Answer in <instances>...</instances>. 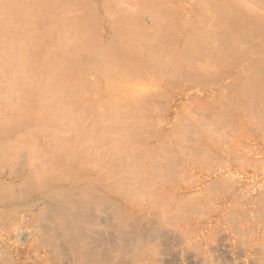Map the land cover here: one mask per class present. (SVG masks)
I'll use <instances>...</instances> for the list:
<instances>
[{
  "label": "rangeland",
  "instance_id": "1",
  "mask_svg": "<svg viewBox=\"0 0 264 264\" xmlns=\"http://www.w3.org/2000/svg\"><path fill=\"white\" fill-rule=\"evenodd\" d=\"M112 1H110V2H112ZM116 1L117 0H115V3L117 4ZM121 1L122 0H120V2L118 1V3L121 4ZM125 1H127L126 2L127 4L130 3V1H128V0H125ZM141 1L143 2L144 6H145V9L147 10V11H145V13L149 14V13H151L153 11L155 19L156 20L159 19V20H157L158 22L156 21V23L157 24L158 23L161 24V25L158 24V26H157V24L156 25L153 24V25H151L152 27H149L150 23H148L149 21L147 22V19H146V15L147 14L144 15L145 17H141V16H143V15H141L140 16L141 19H144V20L141 21V23L142 24H147V26H148V27L146 26L148 30H146L144 33L147 32V34H149V35L144 34V36H142V34H140L141 32L138 33L139 30L138 29H137L138 31L135 30L136 29L135 27H133L134 28V30H133V28L131 27V24L128 27L127 24H126L127 21L125 22V20H127L129 18H133V19L140 18V17H138L139 15H137L135 17L134 15H132V13H134V14L137 13L138 14L139 10H140V13H143L142 11H144L145 9H142L140 6H139V9H138V7H136V5H135L134 7H136V10H135L134 7H130L131 8L130 10H134L133 12L129 11L128 8L126 9V11H122V10H120V8H119V10H118V8L116 9L114 7L115 6L114 3H112V4H114L113 6L109 2L107 3L109 8L112 9L111 10L112 12L109 11L111 13L110 14L111 16H109V18L112 17V14H113V18H111V19H113V21L116 22L117 26H119V28L123 27L122 31H123L124 27H125V29L127 28V30H128V31H126L128 34H125L126 33L125 31H123L124 33H121V34H123L124 37L126 35L125 40H124V37L122 35H121V38H120V35L119 36L117 35V34H120L119 32H121L120 31L121 29H119L117 26H116V29L118 28V30H119V32L117 30V34H116L117 37L113 33L112 34L108 33V31L105 30V29H104L105 31H103V33H100V34H102L101 36H104V37H105V35H107L105 38L110 40V42L112 41L111 38H109V37H111V35H112V37L114 35L116 38H118V41H119L118 42L117 39L115 38L116 40H115V43H113V44H114V48H116V50L113 49V47H112V49L114 50L113 52H115L114 54H116V55H113V57H112V54H111L112 50L111 51L109 50L110 54H111V56H110L111 60L108 58L109 61L107 60V57L105 56L106 55V52H105L106 50L104 51L103 48H102L104 45L100 47V50H102V53H101L100 50L98 52V53H101L100 55H101L102 59L100 57H98L99 56L98 53H95L96 50L93 49L94 47H95V49L96 48L98 49L97 46H99V45H96L97 42H95L97 37H98V32H99L98 28H97L98 27V22H97V19H95V18H94V25H91V27H92V30H93V38L96 35L95 36L96 39L95 38L93 39V42H95L96 44L95 43L93 44V47H91L92 49L90 51V46H91L92 40L89 37V35H90V31L88 30L89 27H87V31L85 30L86 25L88 26V24H89L88 23V19H87L88 12L85 13V19L83 21V23H85V24H83V26L85 27V28H83V30H85V31L82 32L83 35H84V36L83 35L82 36H83V41H84L83 43H85V41H86V43L83 44V45H85L84 47H86L85 48L86 50H84V51H86V53L84 52V56H83V58H84V62H83L84 63V67H83V70H82L83 71L82 76L84 77V75H87L88 77L87 76L84 77V80H87V82L86 81L82 82V83H85V84H83V86H85V87H83V86L82 87H83L84 91L86 90L85 88H87L88 91H85L86 94H82L84 96H80L81 99L79 98V95H81V94L76 95L74 97V100L76 101L77 97L81 101H82V99H85V100H83L84 101L83 105H82L83 102H81V101L80 102L77 101L75 103V105L81 103L80 105L83 107V108L80 107V105L78 107L76 105V107H78L79 109L82 108V110H83V111L82 110H80V111L76 110V112L79 111L78 114L80 113V116H82L80 118V124L82 123L81 119L85 118V117H83L84 115H87L88 118H90L91 115L93 117V115H94L93 113L95 111L97 112V113L95 112V118L93 117L92 121H93V119L95 121L98 118L97 121H98V123L100 122V124H99L100 127L99 128H101V129L98 130L99 128L96 127L97 121H96V123L94 121L92 122V123L95 124V126H93L92 123L89 124V125H92V127L98 128V129H95V132H93L94 129H92L91 126H90V129H87L89 127V126L87 127V125L89 123V122L87 123V121L90 120V119L87 120V116L85 118L86 121L84 120L85 122H83L84 125H82V128L86 124V127L84 128V132L88 133V135L85 133V135H87V136H85L86 137V140H85L86 141V147L89 145V143H90L89 141H98L97 144H96V146L98 147V151L97 152L100 155V157H101V155H102V157H101V159L99 157L100 161L96 162V165L99 163L98 165L100 166V169H101L100 170L101 172L99 173L100 175L98 176V173H97V176L86 175L83 180L85 182L87 180V183L89 184V186H85L84 190L85 191H89V192H97L100 189L99 186H101L100 190H102L104 188L105 189L108 188L107 190L110 189L113 192L117 191L119 189L120 190L123 189L124 192L125 191H127V192L130 191L128 193H130V194L134 193V196L132 194V196H133L132 199H135V200H137V198L135 197L136 193H139V194L143 193L145 198H148L151 194H152V196H150V197H153L154 195L158 194L159 192L168 193L170 196L173 195L174 199L169 200L168 197H170V196L162 193L163 194L162 196H160L161 194L159 196L157 195L158 201H156L157 205H158V204H160L159 202L161 200H162V202H164V201H166L165 199H168V201H166L168 204L166 202H164V203H166V205L162 207V212H163L164 215L169 216V217L165 216V220H166V217H167V219H169V221L166 220L168 222L167 224L169 226H172V225L174 226V227L172 226L173 228L172 227L171 228L166 227L168 229L167 232L170 230L171 233L170 232L167 233V232L164 231V233L160 234V232H162L163 230H166V228L165 229L162 228L161 229L162 231L159 230V237H160V235L163 236V234H164V238L161 237L160 240L156 242L157 247H158V244H160V245L162 244L161 246L158 247V248H160V251L162 249H166V248L170 251V252H168L167 249L164 250V251H161V252H164L163 253L164 256L166 255V252H168L167 255L169 253L173 254L171 256L169 255V257L167 256L168 258L166 256L165 257L163 256L164 257L163 258L162 256H159V254L161 252H159V249H157L158 250L157 252H159V254L156 253V254H158L157 257L159 256V257H162L164 259L162 264H181V263L192 264V262H193V264H203V262L204 263L206 262L205 264H232V263L233 264H244L245 263V261H244L245 258L249 257L251 254L250 253H246L243 250L244 249L243 247H245V246L244 245L241 246L242 243L240 241L238 242L236 240L235 241V245L238 243L237 244L238 246L237 245L233 246L234 247L233 250H235V253H234V256H233V254H232L233 242H232V239H231V237H232L231 236V232H230L231 230H229L230 229L229 227H231V223H232V227L233 226L235 227L234 223L236 224V222H238V221H236L237 218H234L236 222L235 221L231 222V221L234 220V219L232 220L231 218L236 217L235 214H238L240 212V210H237V211L232 212V213L229 212V210H227V211L223 210L220 213H218V210H219L220 203H222V201H224L223 198H225V197H223V196H227L225 194L228 193V196H229L237 188V183L238 182H242L244 180H249L251 178L254 181L253 188L250 191L251 194L253 196H257L256 193H258L259 198H260V196H261V198H264V192H263L264 191V189H263L264 188V181H263L264 180V148H263L264 147V137H263L264 136L263 135L264 134V112H263L264 111V89H262V87L264 86V70H263L264 69V63H262V61H264V58H262V60L260 58V57H263V55H264L263 54L264 53V43L263 44H259V46L262 45L263 48L259 47V49H257V47L255 46L256 40L264 42V32H263L264 31L263 30L264 29V23L262 24V22H264V21L261 22V25H262L261 29L257 27L258 31L256 29V26L254 28L253 25H252L255 22L254 19H253L254 22L252 21L253 22L252 23V22L249 21V20H251V18H250L248 20L249 22L247 23L248 25L244 24L243 21H242V20L245 21L247 19V17H249V16L253 17V14L251 15V12H252L251 10L255 8V7L253 8V6H256L253 3V1L256 2L255 0H253V1L252 0H247L246 1V2L251 1L252 5H251L250 2H248L250 4V5L248 4V9L251 7V10L247 9V11L248 12L251 11V12H249L250 14H248V12L246 11L248 15H246V16L243 15L244 16L243 18L246 17L245 19H243L242 17H238L237 16L239 14L238 11L240 12L239 9L237 11V14L234 16V17H236V19L234 17H232L234 14H232V16H231L230 13H226V10L228 11V9H227L228 7L227 8L225 7V5H224L225 3L223 4L224 6L222 4L220 5V1L219 0H218V3H219L220 6H218V4L216 5V2H214L215 0L214 1L210 0V4H212L211 6H213L215 4L214 7H216V8L212 7L210 9L211 11L209 10L211 13L212 12L215 13L214 15H213V13L212 14H208L209 13L208 8H207L208 5L201 3L200 0H198V1L202 4V6L203 7L206 6L204 8H202V6H201V10L206 8L208 12L205 13L204 10H203L202 14H199L200 11L197 10L198 7L195 5V2H197L196 4H199V3L196 0H157V1L156 0H144V1L141 0ZM141 1H138V3H140ZM204 1H207V0H203V2ZM124 2H123V4H126ZM207 2H205V3H207ZM213 2H214V4H213ZM260 2L263 3L264 0H260ZM119 4H117L118 6L117 5L116 6L119 7ZM130 4H132V3H130ZM176 4H177V6H176ZM147 5H148V7H147ZM173 5L176 7V8L174 7V10L177 9V10H179V12L177 10H175V12H177V14L173 13L171 15L172 11L169 12V9L172 8ZM258 5H261V4L259 3ZM144 6H143V8H144ZM156 6H158V9H157ZM198 6H200V5H198ZM222 6L225 7L224 8L225 9V13H223L224 9H223ZM209 7H210V5H209ZM262 7L264 8V3L262 4ZM132 8H134V9H132ZM179 8L181 10H183L184 12L181 11ZM195 8H196L197 11H199V13H198L199 16L202 15L201 18L198 15L196 17V15L194 14V16L192 15V17L190 15V17L192 19H194L196 22L191 20V18H189L188 20L186 19L184 21V19H185V15H184V19L181 20V22H179L180 21L179 19L182 18V14L185 13L186 16H187L188 14H192L194 11H195L194 13H196ZM220 8L223 10V12H222V10ZM121 9H123V8H121ZM161 9L165 10L166 13L168 12L167 14L169 16L165 13V11H162ZM213 9H215L217 12H215V10H213ZM217 9H220V11H218ZM244 9L245 8H242L241 10H244ZM103 10H102V14H101L102 17L101 18H102V22L104 23L105 11H103ZM150 10H152V11H150ZM171 10H173V8ZM262 10H263V14H264V9H261V11ZM114 11L117 14V15H115V17H117V18L114 17V14H115ZM120 11L123 12V14L126 15V16H122L123 14L121 15ZM129 12H131L130 13L131 15L129 14ZM162 12H164V13H162ZM234 13H236V12H234ZM228 14H230V16L232 18H234L235 20H239V21L235 22L233 19L230 18V16H228ZM241 14L242 13H240L239 15H241ZM76 15H78V13ZM178 15H181V17L178 16ZM188 16L186 18H188ZM214 16H216V18H213ZM72 17H74V14L72 15ZM119 18H121V19L123 18L124 19V22H125L126 26H125V24L124 25L122 24L123 21L121 19H119ZM196 18H197V20L198 19L199 20L197 21ZM210 18H212V19H210ZM116 19H119V24H118ZM240 19H241V21H240ZM120 20L122 22L121 24H120ZM211 20H212V22H210ZM263 20H264V16H263ZM129 21H131V20H129ZM143 22H146V23H143ZM198 22H201V23L198 24ZM203 22L206 23V26H205V24ZM187 23H188V25H187ZM191 23H192L193 26L192 25L189 26V24H191ZM207 23H209V25L212 26V31L215 32V33H213V34L211 33V31H210L211 29H209L210 26ZM211 23H213V25ZM216 24L219 25L218 26L219 28L215 29L216 31H214L213 28H214V26ZM242 24H244V25H242ZM255 24H256V22H255ZM184 25H187V26H185V27H187V30H186L185 27H184L185 30L182 27ZM201 25H202L203 29L201 27L197 28L198 26H201ZM249 25H250V27H249ZM194 26H196V28ZM240 26H243V27L245 26V28H247V30L246 29H242L243 27H240ZM156 27H157V29H156ZM189 27H190V29H192V28L193 29L189 30L188 29ZM262 27H263V29H262ZM128 28L131 31L132 30L133 31L129 32ZM182 28H183L184 31L182 30ZM204 29H206V30L209 29V31L208 30L206 31ZM199 30H201V34H200V32H199V34L197 33V31H199ZM180 31H181V34H179ZM182 31L185 32V33L183 34ZM189 31L191 33L195 32L194 35H197V38L200 37L201 35H202V37L205 35L204 37L209 38L208 39L209 42H207L206 45L210 46V47H207L210 52L208 51V49H205L206 47L204 48V46H206L205 43L203 44V42H202V39H204V38L201 39V42H202L201 45H204V46H202V48L208 52L207 54L203 53L204 56L206 54L205 58L201 59L200 57H197V58L195 57L196 59H190L192 57L189 54H194V56H195V54H197V52L194 53L192 50H191L192 53L191 52L190 53L186 52V50H189L188 49L189 46L188 47L184 46V48H186V49L182 48L184 44L186 45V43H185L186 41H187V44L190 45V48H191L192 44L189 43V42H192V40H193V42H192L193 43V45H192L193 50H195L194 47L197 48V46H194L195 42L197 41V39L194 36H192L193 34H190ZM203 31L211 33L213 35V37H214V35H215V37L213 38V37H211L212 35H210V34H208L206 32L203 33ZM72 32L73 31H71V33ZM84 32H86V33H84ZM256 32L260 36L262 34V36H261L262 38H260V36H257ZM114 33H116V32H114ZM133 33H135L136 36L138 35L139 37L138 36L137 37L134 36L135 34H133ZM247 34H248L249 39L247 37ZM108 35H110V36L108 37ZM132 35L134 37H136V38L132 39ZM190 35H191V38H190ZM77 36H80L79 33L77 34ZM176 36H177V39H178V36H181V37H179L180 38L179 42L176 39ZM86 37L87 38L89 37L88 38L89 39L88 42H87V38ZM127 37H128V39H127ZM146 37H148V39ZM182 37H183L182 41H184L183 45H182L183 42L181 41ZM187 37L190 38L191 41L187 40L188 39ZM192 37H194L195 39L194 38L192 39ZM257 37H259V38H257ZM137 38L140 41H137L138 40ZM210 38H213L211 40L215 39L214 40L215 42L211 41ZM135 39H137V40H135ZM261 39H263V40H261ZM141 40H142V42H141ZM153 40L155 41V43H153ZM172 40L174 41V44H173L174 46L171 47L172 44L170 42H172ZM175 40H177L176 44H175ZM208 40H204V42L208 41ZM248 40H250L249 43H248ZM125 41H127V43ZM135 41H137V43H135ZM259 41H257V42L258 43H262V42H259ZM123 42H125L126 44L124 43V45H123ZM162 42H163L162 45H164V42H165L166 46H163V48H158L157 49V50L160 49V51H159L160 55H158L159 58L161 56H162L161 58H163V60L161 59V64H160V59L158 60V56H157L158 52L157 51L155 53L156 57H157V58L155 57V59L157 61L156 64H155V60L153 59L154 60L153 61L152 58H151V56H153L152 55L153 53L152 54L150 53L151 56H148V57H150L151 60H149V58L148 59L147 58L143 59L145 57H143L142 55L145 54V56H146V54H147L146 52L149 51L150 49L156 50V48L154 49L153 46L154 45L155 46L156 45H160ZM210 42H211V44H210ZM140 43H141L142 47H141ZM178 43H180V44H178ZM196 43L200 44L199 41H197ZM233 43H235V44H233ZM237 43H240V44H237ZM131 44H133V46ZM168 44H171V45H169L170 47H168ZM214 44H216L215 45L216 47L214 46ZM241 44H242V46H241ZM94 45H96V46H94ZM135 45L137 46V48L134 47ZM148 45H150V47ZM175 45H176V47H175ZM180 45H182V47ZM248 45H250V46H248ZM129 46H131L132 48L129 47ZM218 46L222 47V49H224V47H225L224 50L226 51V48H227V50L230 51V52L227 51V53H225V51L221 50L220 47H218ZM238 46L241 47V48H239ZM166 47H168V48H166ZM179 47L181 49H179ZM214 47L216 49L219 48L220 50L219 49L215 50ZM105 49H106V47H105ZM131 49L133 51H131ZM139 49H141V50L139 51ZM145 49H147L146 52H145ZM177 49H178L179 52L177 51ZM198 49L199 48H197V50H195V51H198ZM92 50L94 51V53H93ZM129 50H130V53L128 54ZM181 50H183V51L185 50L184 53L185 52L187 53V54L183 55L185 57H182V54H184V53L181 54ZM249 51L252 54L248 53L249 54L248 55L247 52H249ZM90 52H91L92 56H94V57H90L89 58L88 54H90ZM162 52L164 53V57L162 55L163 54ZM199 52H201V51H199ZM236 52H238V55H237ZM140 53H142V54H140ZM177 53H178V55H177ZM216 53H217V55H216ZM253 53H255L256 55L253 54ZM85 54L88 55L87 59L85 57L86 56ZM132 54H133V56H132ZM166 54H168V55H166ZM179 54H181V55H179ZM208 54H210V55H208ZM213 54H215L217 57H219V58H217V60L220 61L218 64H217V60L215 59L216 56L213 55ZM223 54H225V55H223ZM239 54L242 55V57ZM140 55H141V57H139ZM165 55L167 57H165ZM187 55H189V56H187ZM251 55H253V57ZM260 55H262V56H260ZM96 56H97L98 59L96 58ZM104 56L106 57V60H104L105 58L103 59ZM107 56H109V55L107 54ZM204 56H202V57H204ZM212 56H215V57L213 58ZM175 57H176V59H175ZM220 57H222V58H220ZM223 57H224V59H223ZM230 57H233L231 59V63L229 61ZM249 57H251V58L249 59ZM73 58H74V56H73ZM73 58H72V60H73ZM117 58H119V59H117ZM180 58H182V59H180ZM199 58H200L201 61H198ZM209 58L210 59L212 58L211 59L212 62L214 61L212 64H210L211 60H209ZM74 59H76V58H74ZM88 59H90L91 63H90V61ZM226 59H227V62H225ZM99 60H100V64H99ZM123 60H125V62ZM181 60L182 61L184 60L183 61L184 64H183V62ZM193 60H195V61H193ZM223 60H225V61H223ZM117 61L118 62L120 61L119 62L120 67H118L119 65H117L118 64ZM162 61H163V66H162ZM168 61H169V63H167ZM191 61H193L192 63H193L194 67L191 64ZM260 61H261L262 64L260 63ZM92 62H93V64H92ZM102 62H103V64L105 66L106 65L107 66L105 67L104 65H102ZM128 62H129V64H127L128 67H126V63H128ZM148 62L149 63L151 62L150 63L151 66L149 65ZM164 62H166L167 64L165 63L166 65H164ZM179 62L181 64H179ZM195 62H197V63L194 65ZM201 62H204V64L201 63ZM205 62L208 65V67L209 66L211 67V65H212V67L214 66L213 67L214 70H212V67L208 68V70H207V68H204V65L207 67ZM188 63H189V65H188ZM94 64H96L99 68L97 69ZM131 64H134V66H132ZM145 64H147L148 67ZM168 64L170 65V67H169ZM198 64L199 65L201 64L200 65L201 67L200 66L198 67ZM222 64H224V65H222ZM93 65H94L95 69L98 70V71L93 69L94 68ZM111 65H113L112 68H110ZM129 65H131L133 68L131 66H129ZM220 65H222V66H220ZM256 65H259V67L256 66ZM155 66H157V67H155ZM158 66L162 68V69L160 68L159 71H158V69H159ZM180 66L183 67V68L185 66L186 67L184 69H182ZM187 66L189 67L188 69H187ZM260 66L262 67L263 72H261V70H260L261 67ZM124 67L127 70L124 69ZM255 67H257V69H253ZM72 68L74 69V67H72ZM134 68L136 70V73L134 71ZM167 68H168V70H167ZM191 68H192V71L190 70ZM199 68L203 70L204 74L202 73V71ZM102 69L105 70V71H103ZM109 69H112V70H109ZM119 69L121 71H119ZM130 69H132L133 72L130 71ZM209 69L212 72H210ZM258 69H259V71H258ZM87 70H89V71H87ZM94 70H95V74L96 75L92 72ZM141 70L143 71V74H142ZM110 71H111V73H109ZM186 71L188 72V74L184 75ZM84 72H85V74H84ZM89 72L91 74H89ZM101 72H103L104 74L101 73ZM112 72H114V73H112ZM123 72L126 73V75L129 74L130 72H132V73H130L129 75L126 76L127 78H129V82L126 81L127 78L125 77V74ZM161 72H163V74L164 73H166V74H164L163 76H160V75H162ZM173 72L175 73L174 76L176 75V73H177L178 76L176 75L177 77L176 76L174 77L173 76ZM208 72H210V73H208ZM99 73H101L100 74L101 76H99ZM153 73H155V74H153ZM201 73L203 75H205V76L201 75ZM107 74H109L108 76L111 77L113 81L111 80V78H109V77L107 78ZM110 74H113V76L110 75ZM147 74H149L151 77L149 76V78H148ZM156 74H158V75H156ZM181 74H182V76H181ZM131 75H132V79H131ZM154 75H156L158 77L157 78L155 76L156 79L157 80L159 79V81H161L162 84L159 81H156V79H154L155 78ZM261 76H262V78H261ZM117 77L120 78V79H118ZM136 77H138L139 79L136 78ZM174 78H176V80ZM108 79H110V80H108ZM124 79L128 83L129 87L126 86L127 84L124 81ZM153 80H155V81H153ZM108 81H109L110 84L113 83L115 86H118V87H115L112 84L110 86L109 83L105 84ZM92 82H95V83H92ZM115 82H117V83L115 84ZM123 82H124V84H122ZM91 83H92V86L94 87V91L90 89ZM131 83H133V84H131ZM95 84H97V85H95ZM108 84H109L110 87L108 86ZM100 85H101V87H100ZM92 86H91V88H92ZM112 86H113V88L115 87L116 89L115 88L113 89ZM155 86H157V87H155ZM82 87L80 86L79 88H81V90H82L81 92L84 93ZM118 88H119L120 92L124 93V95L122 93L123 97L120 96L121 93L118 92L119 95L116 93V91H119ZM106 89H108L109 91L107 90V92H106ZM121 89H122V91H121ZM133 89L136 90V91H133ZM94 92H95V96L93 95ZM90 93L95 98L94 97L91 98ZM96 93H98V95ZM129 94L131 96H133V98L136 99L135 103H137V102L141 103V105L138 104V105L141 106V107L138 106V109H140V110H136L135 107H137V105H132L133 104L132 103L133 99L132 98H128V97H131ZM11 95L13 96L15 94H11ZM11 95L10 96L7 95L8 97L7 96H5V97L7 99L9 98L8 100L11 101L12 100V96ZM16 96L17 95H15V97H13L14 100H15V98L18 99V96L17 97ZM27 96H29V97H27ZM27 96H26L27 97V101H33L34 100V95L30 94V95H27ZM96 96H97V98H96ZM99 96H100V98H99ZM109 96H110V98H112L114 96L113 97L114 98L113 99L114 103L116 101L115 96L117 98H119V101H120V99L123 100L122 103H121V101L120 102L116 101L117 103L114 104V105H116L119 102V105L121 106L124 103L121 107L117 105L118 109L116 108L117 106L114 107L115 108L114 110L116 111V113L117 114H118V112L120 113L119 114L120 117H119V115L118 116L114 115L115 112L113 110H111L112 109L111 108L112 107L111 104H110V106H111L110 110L113 113H111L110 110L108 109V107H106L109 104L106 105L104 103V101L102 100V99L105 100V98H106L107 101H105V102L109 101L108 103H110V98L109 99L107 98ZM124 96H127V98L131 99V100L126 99V97L124 98ZM255 96H257V97H255ZM1 97H0V99L4 100L5 97L4 96H1ZM26 97L23 96L22 100H24ZM48 97H49V95H48ZM54 97L57 98L56 96H54ZM54 97L51 96L50 100L53 99ZM89 97L91 98V100H90ZM30 98H31V100H30ZM257 98H259V99H257ZM71 99H73V97ZM245 99L249 100V103L247 104L248 106L245 105L246 104ZM254 100H255V102H254ZM64 101L66 102V100H64ZM85 101H88V102H85ZM100 101H102V103ZM147 101L148 102L150 101V102L148 104H145ZM97 102H98V104L100 102L103 105V107H99L98 104L95 105V103H97ZM143 102H144V104H143ZM240 102H241V104H240ZM89 103H90V105H89ZM126 103H128V104L126 105ZM236 103H237V105L239 103L238 107L235 106ZM85 104H86V108L87 109L85 108ZM129 104L131 105V107H128ZM142 104L145 105V106H143ZM87 105L89 106V108H88ZM254 105H255V107H258V108H255ZM2 106H0V107L2 108ZM95 106L96 107L98 106L99 108H101V110H102V108L103 109L105 108L104 111H107L105 113H108L109 118H112V116L116 117V118L113 117L114 119L112 118L114 121L113 120H111L110 122H105L104 121V124H105L104 125L102 123L103 122L102 119L104 117L103 114H102L103 117H101V118H99V116H101V115L98 114V112L100 113V112H104V111L103 110L99 111L100 109H97ZM123 106L131 108V109H128V108L126 109L124 107L125 109L122 110ZM259 106H260V108H259ZM3 107H4V110H2L3 108L0 109L1 110L0 114L4 113L5 110H6L5 114H7V110H9V109L5 108V106H3ZM92 107H93V111L94 112L91 109ZM262 107H263V111H262ZM251 108H252V110H251ZM52 109H53V111L57 112V109H55V108H52ZM240 109L243 110V111H241ZM245 109L246 110L250 109L251 112H249V110L246 111ZM254 109L256 110V112L254 111ZM259 109H261V110H259ZM86 110L88 112L87 113L85 112L86 114L84 113V115H82L83 112L86 111ZM108 110H109V112H108ZM231 110H232V112H231ZM14 112H16V113L14 114ZM17 112L18 111H15V110L14 111L9 110L8 113H10L11 116H10V114L9 115L7 114V116H10V117H7V116L5 117V114L4 115H0V119L2 120V121L0 120V126L2 125V126L5 127L4 130H3L2 126L0 128L1 129L0 130V135H2L0 137H4V136H7V137L12 136L13 137V135H15L17 133H20L23 130L24 124L23 123L20 124V121H19L20 119L18 118L19 115L22 112L21 113L19 112L18 114H17ZM223 112L226 114V116H225V114ZM235 112H238L236 117H234L235 114H236ZM24 113L27 114L28 112H26V110H25ZM227 113H228V118H227ZM252 113H254L253 117H252ZM255 113L257 115H255ZM111 114H113V115L111 116ZM242 114L244 115V118H242L243 117ZM247 114H248V116H246V118H245V115H247ZM28 115H29V118L27 117V119H26V123H27L26 125H27V129L30 130L33 127V124H32L33 116H32L31 112H29ZM106 115H105V118H106ZM2 116L5 117L6 119L9 118V120H6ZM16 116H17V119H16ZM30 116H31V118H30ZM80 116H78L77 118H79ZM222 116H224L225 119H228L227 120L228 124H227L226 120H225L226 123L224 122V120H222L223 119ZM240 116H242V117H240ZM247 117L249 119H247ZM120 118L122 119V121H121ZM259 118H260V120H259ZM99 119H101V120H99ZM116 119L121 122L120 123L121 124L120 127H119V122L117 121L118 124L115 122ZM139 119H141L139 121L140 123L137 122ZM234 119H237V122H234V124L235 123L237 124L238 121H239V123L236 126L232 125L233 123H231L232 120H234ZM27 120H29V121L27 122ZM107 120H108V118H107ZM214 120H216V121H214ZM217 120H219L221 122V125L218 126V121ZM77 121H79V119H77ZM257 121L260 123V124H258V126H256L257 123H255ZM90 122H91V120H90ZM114 122L116 123V125L115 124L114 125L113 124H109V123H114ZM222 122H223L224 125H222ZM5 123H7V124H5ZM11 123H12V125H11ZM13 123H15L16 125L13 124ZM98 123H97V126H99ZM107 123L109 125H107ZM254 124H256V125L253 126ZM6 125H7V127H6ZM8 125H9V127H8ZM18 125L21 128H17ZM110 125H112V126H110ZM231 125H232L233 128L231 127ZM108 126L110 128H108ZM113 126L115 127V129H114ZM116 126H118L120 129H118ZM216 126H218V127L216 128ZM220 126H222V127L220 128ZM227 126H228V128H227ZM260 126H261L262 129L260 128ZM11 127H12L13 131L10 129ZM105 127L107 128V130H105ZM111 127H113V129ZM234 127L235 128L237 127V129H235ZM6 128L10 129V133L8 132L9 130L8 131L6 130ZM214 128H216L217 130L220 128L219 129L220 131H218L219 132L218 134L216 133L217 130L214 129ZM108 129L110 130V133H111L110 136H109L110 133H108L109 132ZM117 129H118V131H117ZM239 129H240V131L237 132ZM255 130H256V132H255ZM260 130H263V131H260ZM4 131H6L4 133L5 135L2 134ZM102 131L105 132V133H103ZM230 131H231V133H230ZM90 132H92V133H90ZM96 132L98 133V135L96 134ZM221 132H222V134L224 133V136L221 135ZM226 132H229L230 135H228V133H226ZM235 132H237V133H235ZM89 133L91 134V136H90ZM106 133L108 135V140H106L107 139L106 138ZM112 133L114 134V137H113ZM100 134H102V136H103V138L101 137L103 139V141L100 138ZM93 135H95V136H93ZM216 135H218V136H216ZM92 136L95 137V138H96V136H98L97 137L98 140H96V139L92 140V138H93ZM229 136H231V137H229ZM87 138H89L90 140L89 139L87 140ZM99 138L102 141L101 144L99 142L100 141ZM109 138H111V139L109 140ZM217 138L219 140H217ZM225 138H227V139H225ZM35 139H37V138H35ZM35 139H34V141H36ZM39 139L40 138L37 139V142H38ZM104 140L105 141H109L108 144H107L109 146H106L107 142L105 143V146L103 145L104 142H105ZM111 140H112V144H114V145L111 144ZM116 140H117V142H115ZM234 140H235V142H234ZM19 141L20 140H18V142ZM87 141H88V143H87ZM230 141H231V143H230ZM39 142H41V139L39 140ZM224 142H227V144L224 143ZM237 142H239V143H237ZM22 143H23V141H22ZM235 143L238 144V146ZM98 144H99V146H98ZM230 145H231V147H230ZM111 146H113L112 147L113 149H111ZM236 146H237V148H236ZM97 147L95 148L96 150H97ZM88 148H89V146H88ZM116 149H118V150L116 151ZM42 150L44 151V149H42ZM107 150H108V152H107ZM111 152H113V153L111 154ZM116 152H117V154H115ZM235 152H237L236 153L237 155H235ZM50 153H53V152H50ZM113 155H115V156H113ZM238 157H239V159L236 160L235 158H238ZM89 159L90 158H88L87 164L89 163ZM216 159H218V160H216ZM232 159H234L235 161L232 160ZM12 161L15 162L16 160H12ZM18 161H20V160L18 159L16 162H18ZM56 161H57V158L55 157V153L47 154V156L45 157V164L44 165H45L46 168H48L51 165H53ZM249 162H254V164L249 166ZM18 164H17V166H19V167L17 168V171H21L20 169L23 168V167H20V164L19 165ZM245 164H247V165H245ZM241 165H243V166H241ZM91 166H92V164H91ZM99 166H98V168H99ZM251 166H252L253 170H252ZM15 168H16V165H15ZM3 174H4V172H3ZM3 174H0V184H1V182L5 181V175H3ZM81 174H82V172H72L69 175L68 182L70 183V180L73 181L76 178H80ZM22 177H24V176H22ZM92 177H93V179L95 178L93 180V182H97V180H98L99 184H98V182H97V184L92 183L91 182L92 181L91 180ZM218 177L220 179H217ZM27 180H28V175H27ZM29 180L31 182V180H32L31 175L29 176ZM47 180L48 179L46 178V181ZM217 180H219L220 183H218ZM215 181L217 182V184H215L216 183ZM228 185H231V186H228ZM232 185H234V186L232 187ZM38 186H39V184H37L36 182H32L31 183V189H37L36 187H38ZM222 187H223V191H222ZM258 187H259V189H258ZM4 189L7 190L6 188H4ZM14 189L17 192H19L18 189H16L15 187H14ZM14 189L11 188V190H14ZM73 189H76V188L74 187ZM5 190H3V189L0 190L1 194H2V195L0 194V246H1V248H0V260H2V261H0V264H65L66 262L67 263L70 262V261H66L67 257H70V252L68 250L70 249V247L73 245L74 242L76 244L75 248L76 247L78 248V243L79 242L76 241L77 236L75 238V237H72V236H75V235H72L71 238H67L68 240L71 239V241H72V238H74V240H73L74 242H71V241L67 242V239H66L65 240L66 243H65L64 240L60 241L58 239V237H56V241L55 242L57 244L54 241H52V242H54L53 244H55V246L58 245V244L61 246L60 249L57 247L58 250H56V247L54 249H51L52 247H54L53 245L52 246L50 245L51 247H49V246L41 247L43 245L39 244L38 239H37L38 237L35 236L36 234L32 235V233L34 231V230H32V229H34V226H33L34 222L31 223L32 222L31 219H27L26 222H25V220H24V222H22L23 221L22 219H21L22 221L19 220L21 218L20 217V214H21L20 212L22 210H19V211L17 210L19 208L18 207L19 204H18V202H15V201L17 199L16 197L20 196V192L19 193L16 192L17 193L16 194L15 190H14L13 194L9 195L10 193H12L9 190L10 192H8V195H6L7 192H5ZM56 190L60 191V190H65V189L63 187H58ZM257 190L259 192H257ZM22 191L25 193V195L21 194V196L23 195L24 197L26 196V194L30 193V191L28 189L22 190ZM59 191H56V193L57 194L61 193V191L60 192ZM76 191H78V190H76ZM74 193H75V191H74ZM261 193H263V194H261ZM3 194H5L6 197L7 196L9 197L8 198V201H9L8 204L10 202H13L14 204L13 205H7L6 197ZM73 194H71V197L73 196ZM12 195H15V196H12ZM262 195H263V197H262ZM74 196H78V195H74ZM164 196L165 197L167 196V198H165ZM228 196H227V198H228ZM121 197H120V199H121ZM130 197H131V195H130ZM130 197H129V199H131ZM3 198H5V200ZM14 198H16V199L13 200ZM10 199L13 200V201H10ZM20 199L21 198H19V200ZM132 199H131V201H133ZM153 199H154V202H155L156 197L153 198ZM126 200H127V198H126ZM150 200H149V202L147 201L148 204L153 201L152 200L150 202ZM104 201L106 202V199ZM108 201L106 203H103V204L105 206L107 204V206H108ZM121 201H124V200H121ZM48 202H52V205L49 204L48 207L57 206L55 200L54 201L46 200V203H48ZM124 202H126V201H124ZM154 202H152L151 204H153ZM262 202L264 203V201H262ZM54 203H55V205H54ZM36 204H35V206L38 205V204L37 205ZM78 204L80 205V203H78ZM83 204H85V202ZM124 204H126V203L122 202L121 206H124ZM257 204L259 206H256ZM14 205H16V206H14ZM76 205L73 206V208L76 207ZM89 205H90V203H89ZM98 205L97 206L94 205L93 207L97 208ZM104 205H101V206H104ZM261 205L258 202L255 205H252V206L251 205H247V206L244 205V210H245V208H246L247 211L249 210L248 212L244 211V214L246 213L245 214L246 218H242L241 217L244 214H242V215L239 214L240 216L237 215V217L238 216H239V218L241 217L242 220L244 219L243 221L245 223L242 220L239 219L240 221L243 222V225H241L242 223L240 221L239 222L241 224H239V222H238L237 225L239 226V228L241 226H244V227H241V228L246 229V231H247V235H245V239L246 240H248V238L251 239V238H254V237H258V238H262V239L264 238V230H263L264 226L262 225L264 221L261 220V218L264 219V216L261 214V213L264 212V209H262L264 206L263 205L261 206ZM35 206H32V207H35ZM107 206H106V208H108V207L110 208V206H108V207ZM119 207L117 206V209L115 208L116 213H117V210L118 211L120 210V212L122 211L121 207H120V209H119ZM147 207L150 208L149 205H146L145 209H147ZM151 207H152V208H150L151 209V214L152 215H153V213L156 214L155 212L157 211L158 208H155L154 204L151 205ZM58 208L59 207H56V210L53 208L55 210L54 213H56V211H58ZM87 208H89V206H86V204H85V205L81 206L78 209L76 208L75 209L76 211L74 210L76 214L75 213L73 214V212H72L73 209H72L71 210L72 213H70V216H68V215L65 216L64 215L65 217H67L65 219V221H67V222L69 221L67 224L71 225L72 223H74L77 226L79 223L80 224L85 223V222H82L83 220H85L84 217L86 215H88L89 213H91V211H95V210H93L94 208L90 207L92 209L90 210V208H89L90 211L88 210L89 212H86ZM127 208H129V207L128 206H124L122 209H123V211L124 210L128 211ZM163 208H164V211H163ZM260 208H261V210L259 211ZM159 210L161 212V209H158V211ZM47 211H50V209L47 210ZM60 211H58V212H60ZM66 211L64 210L62 213L65 214ZM126 211H125V214H126ZM165 211H167L166 212L167 214H165ZM50 212L52 213L53 211L51 210ZM50 212H48V214H46L47 218L55 217V216H53L54 214L52 213L53 215H51ZM259 212H261L260 216H258ZM122 213H124V212H121V214ZM227 213L228 214L230 213L231 216L233 214L234 216L231 217ZM253 213H254V215H253ZM66 214H68V212ZM71 214H73L74 216H72ZM92 214L93 215H90V217L94 218L95 215H94V213H92ZM125 214H123V215H125ZM147 214H148V216L151 215L149 212ZM157 214H159V213L157 212ZM56 215H57V213H56ZM152 215H151V218H152ZM218 215H219V218L216 219V217ZM255 215L257 216V218L254 217ZM58 216L61 218L60 215H58ZM62 216H63V214H62ZM220 216H223V217H220ZM226 217H231V218H229L231 220L229 221V219L228 218L226 219ZM85 218H87V216ZM93 218H88L89 220L88 219L86 220V221H90L92 219L89 222L90 227L87 226V224H86L87 222L85 223L86 226L84 228H81V226L83 227V224L81 226L78 225L80 227H77V228L81 229V230L79 229L80 234H81V232H83L82 229H84V231H87L88 229L92 228L93 229L92 230L93 231V235H94V230H95L94 226L97 227L96 223H98V222H97L96 217H95V220H96L95 222H94ZM153 218H154V215H153ZM258 219H260L259 222L256 221ZM250 220H251V222H250ZM77 221H80V222L78 223ZM170 221H172V222H170ZM216 221H217V223H216ZM225 221H229V222L225 223ZM261 221H262V223H261ZM11 222H12V224L10 225V227H8ZM70 222H72V223H70ZM92 223H94L93 226H92ZM143 223H145V222H143ZM143 223H142V226H143V228L145 230H143L144 232H140L142 234H144L146 231H148V229L150 228L148 225H150L152 222H150L149 224L146 223L145 225H147V227L145 225H143ZM74 224H72L73 225L72 227L74 229H76V227H74L75 226ZM256 224H257V226H256ZM217 226H218V228L216 229ZM248 226L250 227V229H251V226H253L252 227L253 229H251V230L248 229ZM258 226H260L261 228L259 229ZM86 227H88V228L85 230ZM227 227H228V229H226ZM143 228H140V229L142 230ZM205 228L207 230H205ZM256 228H258V229H256ZM76 230H75V232H76ZM171 230H175V233H173ZM90 231L91 230H88L87 232H84L85 234L84 233L82 234L83 237L85 236L84 237L85 241L83 240V237L80 238L81 235L80 236L78 235L79 236L78 238L82 239L81 242H83V241L86 242V240L88 242L90 240L89 237L93 236V235H91L92 231L91 232ZM178 231H180V233L182 231L181 234H182V236L183 235L184 236L182 237L181 234ZM177 232L179 233L178 235H180V236L177 235ZM78 233H76V234H78ZM128 233H130V235L132 234V237L130 236L132 240L136 238L135 237L136 236L135 234L137 233L136 230H134V229L129 230ZM170 234H171V236H170ZM128 235L129 234L125 233V237H127V239H128ZM50 236H52V235H50ZM182 238H184V239H182ZM57 239L60 241V243L57 242L58 241ZM80 239H78V240H80ZM161 239H163L162 240L163 242L161 241ZM182 240H184V241H182ZM160 241H161V243H158ZM198 242H200V243H198ZM61 243H64V245H62ZM258 243H260V241ZM49 244H52V243H49ZM263 244H264V242H263ZM237 247H238V249H237ZM239 247H242V249L239 248ZM95 248L97 250H100L97 247H95ZM181 248L182 249L184 248L183 249L184 252L186 251L185 255H182L184 253H181L183 251ZM259 248L260 247H258L257 250L255 251L254 258L256 260H258V261L260 260L261 262H263L262 264H264V254ZM45 249H46L47 252L45 251ZM48 249L51 252L53 251L54 253L52 252V254H50L51 252L49 253ZM72 249L74 250L73 247H71L70 250H72ZM174 249H177V250L174 251ZM179 249H181V250H179ZM55 250L58 251L57 255H55L56 254ZM95 250L92 249V250H89V251H91L92 254H95L96 253ZM171 250H172V253H171ZM178 250L181 251L180 252L181 254H179L180 256L179 255L177 256V253H179ZM176 251H178V252H176ZM60 252L62 253L61 257L59 255ZM98 252H100V251H98ZM174 252H176V254ZM72 253H73V251H72ZM58 255H59V258L63 259V261L60 260V259H59L60 262L56 261L58 259L57 258ZM194 255H197V256H194ZM54 256H56V257H54ZM205 257H207L206 260H205ZM165 258L167 260H165ZM178 258L180 259V261H182V259H183V261L180 262L178 260ZM171 259L173 260V262H172ZM207 260H208V262H207ZM71 261H72V262H70L71 264H75V263L76 264H84V262H85L84 259H83L84 262L83 261H79V260H74L75 261V263H74L73 259H71ZM164 261H168V262H164ZM177 261H179V263ZM81 262H83V263H81Z\"/></svg>",
  "mask_w": 264,
  "mask_h": 264
},
{
  "label": "bare ground",
  "instance_id": "2",
  "mask_svg": "<svg viewBox=\"0 0 264 264\" xmlns=\"http://www.w3.org/2000/svg\"><path fill=\"white\" fill-rule=\"evenodd\" d=\"M110 1H112V0H0V97L1 96H10L11 94H15V95H17L18 96V99L17 98H15V100L13 99V97H15V95H11L12 96V100L10 101V100H8L6 97V99L4 98V100H2V99H0V106H5V108H7V109H9V110H11V111H18L17 112V114L20 112H22L20 115H19V121H20V124H24V128H23V130L20 132V133H17V134H15V135H13V137L12 136H10V137H7V136H4V137H0V174H3V172H4V174L3 175H5V181H3V182H1V184H0V190H5L4 188H6L7 190H5V192H7V194L6 195H8V192H12V193H10L9 195H11V194H13V192H14V187L16 188V189H18V191L20 192V196H21V194H24L25 195V193L22 191V190H26V189H28L29 191H30V193H28V194H26V196L24 197L23 195L20 197V196H18L19 198H21L20 200H19V198L18 197H16V198H14L13 200H15L16 199V201L15 202H18V204H19V208L17 209L18 211L19 210H22L20 213V219L19 220H21L22 222H24V220H25V222H26V220L27 219H31V223H33L34 222V224H33V226H34V229H32V230H34L33 231V233H32V235H35V236H37L38 238V242H39V244H41V245H43V246H41V247H47V246H49V247H51L52 245L54 246V247H52L51 249H54L55 247H56V250H58L57 249V247L60 249L61 248V246L58 244V245H56L55 246V244H53L55 241H56V237H58V239L60 240V241H62V240H66L67 238H71V236L72 235H75V236H72V237H75L76 238V236H77V239H76V241H78L79 243H78V248L76 247L75 248V246H76V244H75V242L73 241L74 240V238H72V241H71V239H67V242L69 241H71V242H74L73 243V245L71 246V247H73L74 248V250L72 249V250H70L71 249V247H70V249L68 250L69 252H70V257H67V260L66 261H70V262H72L71 261V259H73V262L75 263V261L74 260H79V261H83V259H84V264H162V262H163V258L166 256H168L169 257V255L171 256V255H173V254H168L167 255V253L168 252H170L166 247V249L168 250V252H166V255L164 256V252H161V251H164V250H166V249H162L161 251H160V248H158L159 246H161L160 244H158V247H157V245H156V242L157 241H159L160 240V238L161 237H163L164 238V234H163V236H161L160 235V237H159V230H161L162 228L163 229H165L166 227H169V228H171L172 226H169L167 223V221H169V219H167V217H169V216H167V215H164L163 214V212H162V207L163 206H165L166 205V201H168V199L169 200H172V199H174V196L173 195H169L168 193H164V192H159L158 194H156V195H154L153 197H150V196H152V194L148 197V198H145V196L143 195V193H136L135 194V197L137 198V200H135V199H132L133 198V196H134V193H132L133 194V196H132V194H130V193H128V192H130V191H125L124 192V190L123 189H119V190H117V191H112V190H107L108 188H104V189H102V190H100L101 189V186H99L100 187V189H99V191H97V192H89V191H85L84 190V187L85 186H89V184L87 183V180H86V182L83 180L84 179V177L86 176V175H90V176H97V173H98V176L100 175L99 173L101 172L100 170V166L97 164L96 165V162H98V161H100V159H101V157H102V155H101V157H100V155L98 154V147L96 146V144H97V142L98 141H89L90 143H89V148H88V146L86 147V137L85 136H87L88 135V133H86V132H84V128L86 127V124H85V126L82 128V125H84L83 124V122H85L86 121V116L87 115H84V113L86 112H88L87 110L86 111H84L83 112V114L82 115H84L83 117H85L84 119L82 118L81 119V124H80V118L82 117V116H80V113L78 114V112L80 111V110H82V106L80 105V104H76L78 107H79V105H80V107H82V108H78V107H76V105H75V103L78 101V102H80L81 100V97L80 96H84V95H82V94H86V92L85 91H88L87 90V88H85L86 90L84 91V89H83V87H85V86H83V84H85V83H82V82H84V81H86L87 82V80H84V77L85 76H87V75H84V77L82 76V73H83V67H84V58H83V56H84V52L86 53V51H84V50H86L85 48L86 47H84L85 45H83V44H85L86 43V41H85V43H83L84 41H83V31H87V27H89L88 28V30L90 31V35H89V37H90V39L92 40V42H91V46H90V51H91V47H93V44L95 43V42H97V44L96 45H99V46H97L98 47V49L96 48L95 49V47L93 48L94 50H98L97 52L95 51V53H98L99 52V50H100V47L101 46H105L106 47V49H105V47L103 46L102 48H103V50L106 52V57H107V60L109 61V59L111 60V58H110V56H111V54H112V57H113V55H116V54H114L115 52H113L114 50L113 49H115L116 50V48H114V44L113 43H115V40L117 39V41H118V38H116L117 36H116V34H117V30H118V28H119V26H117V24H116V22H114L113 21V19H111V18H113V14H112V17H110L109 18V16H111L110 14V12L109 11H111L112 9L111 8H109V6H108V2L113 6L114 4H115V8L117 9L118 8V10H119V8H120V10H122V11H126V9L128 8V10L129 11H134V10H130L131 8L130 7H134L135 5H136V7H138V9H139V6L142 8V9H145V6H144V4H143V2L141 1V0H128V1H130V3H132V4H130V3H126L127 1H125V0H122L121 1V4H119L118 3V1L120 2V0H117L116 2H117V4H119V7H117L118 5L115 3V0H113L112 2H110ZM125 1V2H124ZM138 1H141L140 3H138ZM144 1V0H143ZM157 1V0H156ZM196 1H198V0H196ZM201 1V3H203V4H206V5H208V11L212 8V7H214V2H216V5L218 4V6H220L221 4L223 5L224 3V5H225V7L228 9V11L226 10V13H230L231 14V16H232V14H234L232 17H234L236 14H237V11H238V9L240 10V12L238 11V13L240 14V13H242L241 15H237L238 17H244V16H246V15H248V14H250L249 12H251V15L253 14V17H247V21L245 20H242L243 21V23L244 24H247L249 21L250 22H252L253 21V19H254V21L256 22V24H255V22L252 24L253 25V27L255 28V26H256V29H257V27L258 28H260L261 29V22L262 21H264L263 20V16H264V14H263V10L261 11V9H264L263 7H262V4L264 3H261L260 2V0H255L256 2H254L253 0V3H254V5H256V6H253V8L254 9H252L251 10V7L249 8L251 11H247V9H248V2H250L251 3V5H252V2L251 1H248V2H246L247 0H219L220 1V5H219V3H218V0L216 1H214V0H211V1H214L213 2V6H211L212 4H210V0L207 2V1H204L203 2V0H200ZM123 2L124 3H126V4H123ZM205 2H207V3H205ZM112 3H114V4H112ZM166 3V2H165ZM168 3V2H167ZM197 2H195V5L198 7H196L197 8V10H199L200 11V13H199V11H197L196 10V8H195V10H196V13H192V14H188L187 16H188V18H186L187 16H186V14L184 13V14H182V18L181 19H179L178 21L179 22H181V20H183L184 19V15H185V19H184V21L187 19H189V18H191L192 17V15L194 16V14L196 15V17H197V15L199 16V14H202V11L204 10V12L206 13V12H208L207 11V9L205 8V9H203V10H201V6H202V4L198 1V3L199 4H196ZM260 3L261 5H258V4ZM109 4V5H110ZM158 4V3H157ZM179 4V3H178ZM105 5V6H104ZM117 5V6H116ZM127 5V6H126ZM164 5V4H163ZM198 5H200V6H198ZM209 5H210V7H209ZM223 5V6H224ZM250 5V4H249ZM143 6H144V8H143ZM176 6H177V4H176ZM222 6V7H223ZM262 8H261V7ZM136 7H134L135 8V10H136ZM147 7H148V5H147ZM146 7V8H147ZM157 7V9H158V6H156ZM161 7V6H160ZM172 7V6H171ZM174 5H173V10H171L172 8H170L169 9V12H171V15L173 14V13H175V14H177V12H175V10H177V9H175L174 10ZM204 7H206V6H204ZM203 6H202V8H204ZM225 7H223V9L225 8ZM106 8V9H105ZM121 8H123V9H121ZM125 8V9H124ZM134 8H132V9H134ZM176 8V7H175ZM214 8H216V7H214ZM242 8H245L244 10H241ZM104 9V10H103ZM148 9V8H147ZM180 9V8H179ZM221 9V8H220ZM220 9H217L218 11H220ZM248 9V10H249ZM102 10L103 11H105V16H104V23L102 22ZM149 10V9H148ZM162 10V9H161ZM181 10V9H180ZM206 10V11H205ZM213 10H215V9H213ZM222 10V9H221ZM145 11H147L146 9L144 10V11H142L143 13H140V10L138 11V14L137 13H132V15H134L135 17L137 16V15H139L138 17H140L141 15H143V16H141V17H145L144 15L145 14H147V13H145ZM150 11H152V10H150ZM149 11V12H150ZM162 11H165V10H162ZM174 11V12H173ZM178 12H179V10H177ZM181 11H183V10H181ZM211 11V10H210ZM209 11V13L208 14H212L211 12ZM242 11V12H241ZM248 12V14H247V12ZM86 12H88V14H87V19H88V26L86 25V28L83 26V24H85V23H83V21H84V19H85V13ZM112 12V11H111ZM121 12V11H120ZM184 12V11H183ZM203 12V13H204ZM215 12H217L216 10H215ZM222 12H223V10H222ZM234 12H236V13H234ZM78 13V15H76ZM114 17H115V15H117L116 14V12L114 11ZM119 13V12H118ZM131 12H129V14H130ZM140 13V14H139ZM154 12L152 11L151 13H149V14H147L146 15V19H147V22L148 23H150V25H149V27H152L151 25H153V24H157L156 23V21L157 20H159V19H155V16H154V14H153ZM162 13H164V12H162ZM165 13H166V11H165ZM168 13V12H167ZM166 13V14H167ZM199 13V14H198ZM220 13V12H219ZM223 13H225V9H224V12ZM245 13V14H244ZM74 14V17H72V15ZM121 15L123 14V12H121L120 13ZM128 14V13H127ZM207 14V15H208ZM215 13H213V15H214ZM230 14H228V16H230ZM131 15V14H130ZM168 15V14H167ZM190 15H191V17H190ZM212 15V16H213ZM244 15V16H243ZM76 16V17H75ZM122 16H126V15H122ZM133 16V17H134ZM169 16V15H168ZM178 16H180L181 17V15H178ZM230 16V18L231 19H233L235 22L236 21H239V20H235L236 19V17H234V18H232ZM120 17V16H119ZM134 17V18H135ZM137 17V18H138ZM141 17L140 18H138V19H133V18H129V19H127V20H125V22H126V24H127V26L129 27L130 26V24H131V27L133 28V27H135L136 29L135 30H139V32L138 33H140V34H142V36H144V34H146V35H149V34H147V32L146 33H144L146 30H148L147 29V24H142L141 23V21L142 20H144V19H141ZM200 18L202 17V15L201 16H199ZM75 18V19H74ZM77 18V19H76ZM94 18L95 19H97V22H98V37H97V39L95 38V36H94V38L96 39V41L95 42H93V30H92V27H91V25H94ZM115 18H117V17H115ZM204 18V17H203ZM213 18H216V16H214ZM246 18V17H245ZM245 18H243V19H245ZM251 18V20H249ZM86 19V20H87ZM110 19V20H109ZM119 19H121V18H119ZM119 19H116L117 20V22H118V24H119ZM140 19V20H139ZM207 19V18H206ZM210 19H212V18H210ZM85 20V21H86ZM112 20V21H111ZM115 20V19H114ZM121 20L123 21V23L121 22ZM120 20V24L122 23L123 25L125 24V22H124V19L122 18ZM129 20H131V21H129ZM166 20V19H165ZM191 20H193L194 22H196L194 19H192L191 18ZM196 20H197V18H196ZM199 20V19H198ZM197 20V21H198ZM249 20V21H248ZM214 21V20H213ZM240 21H241V19H240ZM158 22V21H157ZM187 22V21H186ZM189 22V21H188ZM193 22V23H194ZM208 22V21H207ZM210 22H212V20L210 21ZM234 22V23H235ZM129 23V24H128ZM143 23H146V22H143ZM199 23H201V22H198V24ZM204 24H205V26H206V23L205 22H203ZM216 23V22H215ZM242 23V22H241ZM264 22H262V24H263ZM126 24H125V26H126ZM159 25H161L160 23H158ZM158 24H157V26H158ZM186 24V23H185ZM208 25H209V23H207ZM212 25H213V23H211ZM244 24H242V25H244ZM251 24V23H250ZM187 25H188V23H187ZM187 25H184V26H182L183 28L185 27V26H187ZM190 25H192V23L191 24H189V26ZM203 25V24H202ZM202 25L201 26H198L197 28H202ZM239 25V24H238ZM248 25V24H247ZM246 25V26H247ZM116 26L118 27L117 29H116ZM147 26V27H146ZM193 26V25H192ZM204 26V25H203ZM210 26V25H209ZM219 25H215L214 26V31H216L215 29H217V28H219L218 27ZM226 26V25H225ZM181 27V26H180ZM195 28H196V26H194ZM216 27V28H215ZM227 27V26H226ZM240 27H243V26H240ZM249 27H250V25H249ZM83 28H85V30H83ZM94 28V27H93ZM123 28V27H122ZM122 28L120 27L119 29H121L120 31L121 32H119V30H118V32L120 33V34H117L118 36L120 35V38H121V35L123 36V34H121V33H124L123 31H128L127 30V28L125 29V27H124V29H123V31H122ZM163 28V27H162ZM177 28V27H176ZM183 28H182V30H183ZM186 28V30H187V27H185ZM185 28H184V30H185ZM192 28V27H191ZM230 28V27H229ZM107 30L108 31V33H110V34H114L113 35V37H112V35H111V37H109L110 35H108V37L109 38H111V42H110V40H108V39H106L105 37L107 36V35H105V37L104 36H101L102 34H100V33H103V31H105V30ZM129 29V28H128ZM156 29H157V27H156ZM189 30H192V29H190V27L188 28ZM203 29V28H202ZM201 29V30H202ZM209 29H211L210 31H211V33L213 34V33H215V32H213L212 31V26H210V28ZM209 29H207L208 31H209ZM242 29H246L247 30V28H245V26L242 28ZM259 29V30H260ZM262 29H263V27H262ZM133 30H134V28H133ZM132 30V31H133ZM137 30V31H138ZM153 30V29H152ZM183 30V31H184ZM201 30H199V31H197V33L199 34V32H200V34H201ZM204 30H206V29H204ZM206 30V31H207ZM228 30V29H227ZM241 30V29H240ZM264 30V29H263ZM262 30V31H263ZM71 31H73L72 33H71ZM131 30L129 29V32H130ZM131 31V32H132ZM154 31V30H153ZM156 31V30H155ZM182 31V33L184 34L185 32H183ZM206 31H203V33L204 32H206ZM257 31H258V29H257ZM114 32H116V33H114ZM157 32V31H156ZM264 32V31H263ZM79 33V35L80 36H77V34ZM84 33H86V32H84ZM107 33V34H108ZM179 33V32H178ZM189 33L190 34H193L192 36H194L196 39H197V41H199L200 42V44H198V43H196L195 42V45L194 46H197V48H199L198 49V51H195V50H197V48L196 47H194L195 48V50H193V48H192V45H193V40H192V42H189V43H191L192 45H191V48H190V45H188L187 44V41L185 42L186 43V45L184 44V41H182L183 40V37L181 38V41L183 42L182 43V45H183V47H182V45H180L183 49H186V48H184V46L185 47H188V49L190 50H186V52H191V50L194 52V53H196L197 52V54H195V56H194V54H189V55H191V57L192 58H190V59H196L197 57H200L201 59L202 58H205L206 57V54L208 53L206 50H204L203 48H202V46H204V45H201L202 44V42H203V44L205 43V45L207 44V42H209V38H206V37H202V35L200 36V37H198L197 38V35H194L195 34V32H190L189 31ZM188 33V34H189ZM202 33V34H203ZM206 33H208V32H206ZM205 33V34H206ZM211 33H208V34H210V35H212ZM247 33V32H246ZM261 33V32H260ZM125 34H128L127 32L125 33ZM132 34V33H131ZM133 34H135V33H133ZM156 34V33H155ZM179 34H181V31H180V33ZM178 34V35H179ZM187 34V33H186ZM250 34V33H249ZM256 34H257V36H260V35H258V33L256 32ZM83 35V36H82ZM145 35V36H146ZM158 35V34H157ZM161 35V34H160ZM86 36V35H85ZM128 36V35H127ZM134 36H136V34L134 35ZM133 35H132V39H134V38H136V37H134ZM208 36V35H207ZM261 36H262V34H261ZM260 36V38H262ZM88 37V38H89ZM124 37V36H123ZM125 37H126V35H125ZM125 37H124V40H125ZM139 37V36H138ZM141 37V36H140ZM179 37H181V36H178V39H177V36H176V39L178 40V42L180 41L179 39ZM185 37V36H184ZM189 37V36H188ZM187 37V38H188ZM194 37H192V39L194 38ZM210 37V36H209ZM211 37H213V35L211 36ZM214 37H215V35H214ZM213 37V38H214ZM240 37V36H239ZM247 37H248V34H247ZM87 38V37H86ZM87 38V42H88V39ZM116 38V39H115ZM147 39H148V37H146ZM145 38V39H146ZM190 38H191V35H190ZM190 38H188L187 40H190L191 41V39ZM194 38V39H195ZM202 38H204V39H202ZM213 38H210V40L211 39H213ZM257 38H259V37H257ZM85 39V38H84ZM127 39H128V37H127ZM126 39V40H127ZM130 39V38H129ZM138 39V38H137ZM137 39H135V40H137ZM155 39V38H154ZM200 39V40H199ZM201 39H202V42H201ZM248 39H249V37H248ZM177 40H175V44L177 43ZM204 40H208V41H205L204 42ZM215 40V39H214ZM214 40H211V41H214ZM233 40V39H232ZM251 40V39H250ZM250 40H248V43L250 42ZM256 40V39H255ZM261 40H263V39H261ZM131 41V40H130ZM137 41H140L139 39L137 40ZM137 41H135V43H137ZM147 41V40H146ZM152 41V40H151ZM245 41V40H244ZM254 41V40H253ZM257 41H259V40H256V44H255V46L257 47V49H259V47H261V48H263L262 47V45H260L259 46V44H263L264 42H262V41H259V42H262V43H258ZM119 42V41H118ZM122 42V41H121ZM126 43H127V41H125ZM125 42H123V45H124V43ZM133 42V41H132ZM141 42H142V40H141ZM215 42V41H214ZM213 42V43H214ZM233 42V41H232ZM247 42V41H246ZM125 43V44H126ZM131 43V42H130ZM151 43V42H150ZM153 43H155V41L153 40ZM171 44H168V47H170L169 45H171V47L172 46H174L173 44H174V41L172 40V42H170ZM181 43V42H180ZM180 43H178V44H180ZM212 43V44H213ZM254 43V42H253ZM90 44V43H89ZM122 44V43H121ZM160 44V43H159ZM163 44V42L160 44V45H154L153 46V48L155 49L156 48V50H153V49H150L149 51H147L146 52V50L147 49H145V52L148 54H152L153 56H151V54L149 55H147L146 54V56H145V54L144 55H142L143 57H145V58H143V59H148L149 58V60H151L150 59V57H148V56H151V58H152V60L154 59L155 60V64H156V59H155V57H156V51L159 53V51H160V49L159 50H157L158 48H163V46H166L165 45V42H164V45H162ZM167 44V43H166ZM210 44H211V42H210ZM233 44H235V43H233ZM237 44H240V43H237ZM243 44V43H242ZM242 44H241V46H242ZM96 45H94V46H96ZM128 45V44H127ZM130 45V44H129ZM132 46H133V44H131ZM138 45V44H137ZM140 45H141V43H140ZM139 45V46H140ZM201 47H200V46ZM216 44H214V46H215ZM246 45V44H245ZM258 45V46H257ZM126 46V45H125ZM149 47H150V45H148ZM159 46V47H158ZM199 46V47H198ZM236 46V45H235ZM248 46H250V45H248ZM88 47V46H87ZM112 47H113V49H112ZM119 47V46H118ZM129 47H131V46H129ZM135 48H137V46L135 45L134 46ZM141 47H142V45H141ZM144 47V46H143ZM168 47H166V48H168ZM175 47H176V45H175ZM206 47V48H205ZM207 47H210V46H208V45H206V46H204V48L205 49H208ZM216 47V46H215ZM214 47V49L215 50H217V49H219V48H215ZM218 47H220V46H218ZM237 47V46H236ZM239 47V46H238ZM84 48V49H83ZM127 48V47H126ZM132 48V47H131ZM178 48V47H177ZM203 50H201V49ZM239 48H241V47H239ZM260 48V49H261ZM122 49V48H121ZM130 49V48H129ZM144 49V48H143ZM165 49V48H164ZM163 49V50H164ZM171 49V48H170ZM179 49H181L180 47H179ZM220 49L221 50H224L225 49V47H224V49H222V47H220ZM219 49V50H220ZM111 51V54H110V51ZM137 50V49H136ZM141 49H139V51H140ZM152 50V51H151ZM162 50V49H161ZM214 50V51H215ZM93 51V50H92ZM101 51V53H102V50H100ZM124 51V50H123ZM131 51H133L132 49H131ZM144 51V50H143ZM167 51V50H166ZM177 51H178V49H177ZM176 51V52H177ZM183 50H181V54L182 53H184V51L182 52ZM199 51H201V52H199ZM208 51H209V49H208ZM225 51V50H224ZM223 51V52H224ZM227 48H226V51H225V53H227ZM89 52V51H88ZM113 52V53H112ZM144 52V53H145ZM164 52V51H163ZM162 52V53H163ZM168 52V51H167ZM179 52V51H178ZM184 53V54H182V57H185V56H183V55H185V54H187V53ZM199 52V53H198ZM210 52V51H209ZM217 52V51H216ZM228 52H230V51H228ZM241 52V51H240ZM244 52V51H243ZM74 53V54H73ZM93 53H94V51H93ZM101 53H98V57H100L101 58ZM104 53V52H103ZM130 53V50H129V52H128V54ZM135 53V52H134ZM157 53V56L158 55H160V53L158 54ZM161 53V54H162ZM166 53V52H165ZM192 53V52H191ZM202 55H201V54ZM203 53H206L205 54V56L203 55ZM220 53V52H219ZM237 53V55H238V52H236ZM235 53V54H236ZM252 54V53H250V51L249 52H247V54ZM90 54H91V52H90ZM90 54H88L89 55V58L90 57H94V56H92V54L90 55ZM107 54L109 55V56H107ZM136 54V53H135ZM140 54H142V53H140ZM181 54H179V55H181ZM211 54V53H210ZM210 54H208V55H210ZM234 54V53H233ZM246 54V55H247ZM248 54V55H249ZM253 54H255V53H253ZM264 54V53H263ZM262 54V55H263ZM86 56V59L88 58V55L87 54H85ZM94 55V54H93ZM163 55V57H164V53L162 54ZM166 55H168V54H166ZM165 55V57H167ZM177 55H178V53H177ZM189 55H187V56H189ZM197 55V56H196ZM201 55V56H200ZM212 55V54H211ZM213 55H215V54H213ZM216 55H217V53H216ZM215 55V56H216ZM219 55V54H218ZM221 55V54H220ZM223 55H225V54H223ZM232 55V54H231ZM240 55V54H239ZM247 55V56H248ZM256 55V54H255ZM262 55H260V56H262ZM73 56H74V58H76V59H74L73 58ZM103 57V59L104 60H106V57ZM132 56H133V54H132ZM173 56V55H172ZM176 56V55H175ZM186 56V57H187ZM202 56H204V57H202ZM215 56H212L213 58L215 57ZM227 56V55H226ZM229 56V55H228ZM241 57H242V55H240ZM252 57H253V55H251ZM117 57V56H116ZM122 57V56H121ZM139 57H141V55L139 56ZM162 57V56H161ZM159 58V56H158V60L160 59V64H161V59L163 60V58ZM178 57V56H177ZM194 57V58H193ZM196 57V58H195ZM208 57V56H207ZM225 57V56H224ZM224 57H223V59H224ZM72 58H73V60H72ZM96 58H97V56H96ZM99 58V59H100ZM109 58V59H108ZM157 58V57H156ZM172 58V57H171ZM200 58H199V60L198 61H201L200 60ZM217 58H219V57H217L216 56V60H217ZM220 58H222V57H220ZM229 58V57H228ZM233 57H230V63H231V59H232ZM246 58V57H245ZM251 57H249V59H250ZM261 58V60H262V58H264V55H263V57H260ZM98 59V58H97ZM102 59V58H101ZM100 59V60H101ZM117 59H119V58H117ZM123 59V58H122ZM125 59V58H124ZM175 59H176V57H175ZM174 59V60H175ZM179 59V58H178ZM177 59V60H178ZM180 59H182V58H180ZM187 59V58H186ZM212 59V58H211ZM210 58H209V60H211ZM89 61H90V59H88ZM87 60V61H88ZM100 60H99V64H100ZM103 60V61H104ZM141 60V59H140ZM153 60V61H154ZM166 60V59H165ZM208 60V59H207ZM214 60V59H213ZM215 60V61H216ZM222 60V59H221ZM259 60V59H258ZM107 61V62H108ZM113 61V60H112ZM116 61V60H115ZM121 61V60H120ZM119 61V62H120ZM124 62H125V60H123ZM182 61V60H181ZM184 61V60H183ZM182 61V62H183ZM193 61H195V60H193ZM193 61H191V64H192V66H193ZM223 61H225V60H223ZM228 61V62H229ZM114 62V61H113ZM118 62V61H117ZM119 62H118V64L117 65H119ZM186 62V61H185ZM214 62V61H213ZM212 62V60H211V63L210 64H212L213 63ZM220 61L219 60H217V64L219 63ZM222 62V61H221ZM225 62H227V59H226V61ZM247 62V61H246ZM90 63H91V61H90ZM115 63V62H114ZM113 63V64H114ZM123 63V62H122ZM121 63V64H122ZM147 63V62H146ZM149 63V62H148ZM151 63V62H150ZM149 63V65L151 66V64ZM166 62H164V65H166L167 63H169V61L165 64ZM187 63V62H186ZM190 63V62H189ZM189 63H188V65H189ZM197 62H195L194 63V65L196 64ZM200 63V62H199ZM201 63H203L204 64V62H201ZM209 63V62H208ZM216 63V62H215ZM229 63V64H230ZM257 63V62H256ZM260 63H261V61H260ZM259 63V64H260ZM262 63H264V61H262ZM261 63V64H262ZM88 64V63H87ZM86 64V65H87ZM92 64H93V62H92ZM106 64V63H105ZM127 64H129V62L128 63H126V67H128V65ZM144 64V63H143ZM153 64V63H152ZM154 64V65H155ZM179 64H181L180 62H179ZM183 64H184V62H183ZM202 64V65H203ZM205 64H206V62H205ZM209 64V65H210ZM226 64V63H225ZM95 65V67L98 69L99 67L96 65V64H94ZM94 65H93V67H94ZM102 65H104L103 64V62H102ZM132 66H134V64H131ZM131 65H129V66H131ZM146 66H147V64H145ZM169 65V64H168ZM167 65V66H168ZM201 65V64H200ZM199 64H198V67L200 66ZM207 65V64H206ZM222 65H224V64H222ZM222 65H220V66H222ZM228 65V64H227ZM105 66V65H104ZM107 66V65H106ZM105 66V67H106ZM109 66V65H108ZM112 66L113 65H111L110 66V68H112ZM131 66V67H132ZM149 66V67H150ZM162 66H163V61H162ZM218 66V65H217ZM256 66H258L259 67V65H256ZM72 67H74V69L72 68ZM88 67V66H87ZM95 67L93 68V69H95ZM118 67H120V65L118 66ZM148 67V66H147ZM155 67H157V66H155ZM166 67V66H165ZM164 67V68H165ZM169 67H170V65H169ZM168 67V68H169ZM181 67V66H180ZM186 67V66H185ZM184 67V68H185ZM191 67V66H190ZM194 67V66H193ZM201 67V66H200ZM211 67H212V65H211ZM210 66L208 67V65H207V67L204 65V68H207V70H208V68H211ZM214 67V66H213ZM212 67V70H214V68ZM216 67V66H215ZM261 67V66H260ZM104 68V67H103ZM117 68V67H116ZM133 68V67H132ZM144 68V67H143ZM158 71L160 70V68L161 67H159L158 66ZM168 68H167V70H168ZM182 69H184L183 67H181ZM189 67L187 66V69H188ZM203 68V69H204ZM124 69H126L125 67H124ZM137 69V68H136ZM139 69V68H138ZM152 69V68H151ZM154 69V68H153ZM162 69V68H161ZM194 69V68H193ZM198 69V68H197ZM200 69V68H199ZM253 69H257V67H255V68H253ZM90 70V69H89ZM89 70H87V71H89ZM96 70V69H95ZM95 70L94 71H92L94 74H95ZM103 70V69H102ZM109 70H112V69H109ZM116 70V69H115ZM127 70V69H126ZM191 71H192V68L190 69ZM201 71H202V73H203V70L202 69H200ZM206 70V69H205ZM206 70V71H207ZM261 72H263V70H262V67H261ZM96 71H98V70H96ZM103 71H105V70H103ZM107 71V70H106ZM114 71V70H113ZM119 71H121L120 69H119ZM129 71V70H128ZM130 71H132L133 72V70L132 69H130ZM134 71H135V73H136V70H135V68H134ZM142 71V70H141ZM156 71V70H155ZM162 71V70H161ZM209 71L210 72H212L210 69H209ZM254 71V70H253ZM258 71H259V69H258ZM257 71V72H258ZM91 72V71H90ZM89 72V74H91ZM126 72V71H125ZM132 72H130V73H132ZM172 72V71H171ZM178 72V71H177ZM187 72V71H186ZM185 72V74L184 75H187L188 74V72L186 73ZM200 72V71H199ZM210 72H208V73H210ZM216 72V71H215ZM255 72V71H254ZM101 73H103V72H101ZM101 73H99V76H101L100 74ZM109 73H111V71L109 72ZM112 73H114V72H112ZM121 73V72H120ZM124 73V72H123ZM129 73V74H130ZM138 73V72H137ZM159 73V72H158ZM201 73V75H203ZM217 73V72H216ZM84 74H85V72H84ZM104 74V73H103ZM116 74V73H115ZM125 74V77L127 76V75H129V74H127L126 75V73H124ZM142 74H143V71H142ZM146 74V73H145ZM153 74H155V73H153ZM161 74L162 75H160V76H163L164 74H166V73H164L163 74V72H161ZM174 72H173V76H174ZM192 74V73H191ZM260 74V73H259ZM96 75V74H95ZM109 74H107V78L109 77L108 76ZM110 75H112L113 76V74H110ZM156 75H158V74H156ZM156 75H154V77L156 76ZM169 75V74H168ZM176 75H177V73H176ZM175 75V76H176ZM262 75V74H261ZM91 76V75H90ZM89 76V77H90ZM94 76V75H93ZM105 76V75H104ZM103 76V77H104ZM134 76V75H133ZM147 76H148V78H149V74H147ZM174 76V77H175ZM178 76V75H177ZM176 76V77H177ZM180 76V75H179ZM181 76H182V74H181ZM200 76V75H199ZM203 76H205V75H203ZM207 76V75H206ZM210 76V75H209ZM212 76V75H211ZM216 76V75H215ZM88 77V76H87ZM122 77V76H121ZM129 77V76H128ZM146 77V76H145ZM151 77V76H150ZM157 77V76H156ZM156 77L154 78V79H156ZM95 78V77H94ZM97 78V77H96ZM101 78V77H100ZM105 78V77H104ZM103 78V79H104ZM106 78V79H107ZM109 78H111V77H109ZM114 78V77H113ZM118 78V77H117ZM116 78V79H117ZM123 78V77H122ZM127 78V77H126ZM125 78V79H126ZM136 78H138V77H136ZM147 78V77H146ZM158 78V77H157ZM162 78V77H161ZM211 78V77H210ZM261 78H262V76H261ZM260 78V79H261ZM86 79V78H85ZM118 79H120V78H118ZM125 79H124V81H125ZM131 79H132V75H131ZM139 79V78H138ZM175 80H176V78H174ZM247 79V78H246ZM108 80H110V79H108ZM111 80H112V78H111ZM151 80V79H150ZM162 80V79H161ZM93 81V80H92ZM113 81V80H112ZM116 81V80H115ZM121 81V80H120ZM123 81V80H122ZM127 82H129V78H127V80H126ZM125 81V82H126ZM135 81V80H134ZM141 81V80H140ZM153 81H155V80H153ZM156 81H159V79L157 80L156 79ZM96 82V81H95ZM95 82H92V83H95ZM111 82V81H110ZM126 82V86H128L129 87V85H128V83ZM160 83H161V81H159ZM82 83V84H81ZM92 83H91V86H92ZM107 83H109V81L108 82H106L105 84H107ZM117 82H115V84H116ZM110 84V83H109ZM109 84H108V86H109ZM112 85H114L113 83H111ZM111 84H110V86H111ZM121 84V83H120ZM122 84H124V82L122 83ZM131 84H133V83H131ZM139 84V83H138ZM142 84V83H141ZM162 84V83H161ZM88 85V84H87ZM95 85H97V84H95ZM140 85V84H139ZM82 87V89H83V92L84 93H82L81 91V88H79V87ZM91 86H90V89L91 90H93L94 91V87L92 86V88H91ZM99 86V85H98ZM104 86V85H103ZM109 86V87H110ZM115 86V85H114ZM120 86V85H119ZM131 86V85H130ZM154 86V85H153ZM100 87H101V85H100ZM105 87V86H104ZM115 87H118V86H115ZM114 87V88H115ZM132 87V86H131ZM135 87V86H134ZM155 87H157V86H155ZM154 87V88H155ZM264 87V86H263ZM262 87V89H264ZM106 88V87H105ZM112 88H113V86H112ZM113 88V89H114ZM111 89V88H110ZM116 89V88H115ZM125 89V88H124ZM136 89V88H135ZM153 89V88H152ZM90 90V91H91ZM97 90V89H96ZM107 90L108 89H106V92H107ZM118 90H119V88H118ZM141 90V89H140ZM101 91V90H100ZM109 91V90H108ZM113 91V90H112ZM121 91H122V89H121ZM130 91V90H129ZM133 91H136V90H134L133 89ZM105 92V91H104ZM118 92L119 93H121L120 94V96H122V93L123 92H120V90L119 91H116V93L118 94ZM263 92V91H262ZM109 93V92H108ZM129 93V92H128ZM134 93V92H133ZM34 95V100L33 101H27V97H29V96H27V95ZM79 94H81V95H79ZM97 95H98V93H96ZM48 95H49V97H48ZM52 97H54V96H56L57 98H53V99H51L50 100V98H51V96ZM66 95V96H65ZM76 95H79V98L80 99H78V97H77V99H76V101L74 100V97L76 96ZM90 95H91V93H90ZM89 95V96H90ZM93 95L95 96V92L93 93ZM93 95H91V98L92 97H94ZM100 95V94H99ZM108 95V94H107ZM106 95V96H107ZM119 95V94H118ZM123 95H124V93H123ZM126 95V94H125ZM130 95V94H129ZM7 96V97H8ZM16 96V97H17ZM23 96H27L24 100H22V97ZM86 96V95H85ZM131 96V95H130ZM21 99H20V98ZM32 97V96H31ZM73 97V99H71ZM112 97V96H111ZM114 97V96H113ZM110 98V96L109 97H107L108 99L110 98V103H108V102H105V101H107L106 100V98H105V100L104 99H102L103 101H104V103L107 105V104H109V105H107L106 107H108V109L110 110L111 108V110H113L114 112H115V114L114 115H119L120 113L118 112V114L116 113V111L114 110L115 108V106H120L119 105V102L121 101V103H122V99H120V101H119V98H117L116 96H115V99H116V101H119L118 102V104H116V105H114L115 103H117L116 101H115V103H114V101H113V99L114 98ZM123 97V96H122ZM126 97V99H128V98H132L133 100H132V105H137V107H135L136 108V110H140V109H138V106L139 107H141L140 105H141V103H135L136 101V99L135 98H133V96H131V97H128L127 98V96H124V98ZM242 97V96H241ZM240 97V98H241ZM244 97V96H243ZM249 97V96H248ZM255 97H257V96H255ZM2 98V97H1ZM65 98V99H64ZM84 98V97H83ZM90 98V97H89ZM91 98H90V100H91ZM95 98V97H94ZM96 98H97V96H96ZM99 98H100V96H99ZM245 98V97H244ZM250 98V97H249ZM254 98V97H253ZM88 99V98H87ZM86 99V100H87ZM118 99V100H117ZM257 99H259V98H257ZM29 100V99H28ZM30 100H31V98H30ZM64 100H66V102L64 101ZM83 100H85V99H82V101L81 102H83L82 103V105L84 104V101ZM89 100V101H90ZM128 100H131V99H128ZM239 100V99H238ZM244 100V99H243ZM134 101V102H133ZM146 101V100H145ZM144 101V102H145ZM245 101H246V106H248L247 104L249 103V100H246L245 99ZM248 101V102H247ZM85 102H88V101H85ZM101 103H102V101H100ZM99 102V104H98V102L97 103H95V105L96 104H98V106L99 107H103V105L101 104ZM125 102V101H124ZM144 102H143V104H144ZM150 102V101H149ZM148 101L145 103V104H148L149 103ZM254 102H255V100H254ZM253 102V103H254ZM257 102V101H256ZM101 104V105H100ZM110 104H111V106H110ZM114 106H113V105ZM124 104V103H123ZM122 104V105H123ZM128 103H126V105H127ZM138 104H140V105H138ZM142 104V105H143ZM240 104H241V102H240ZM89 105H90V103H89ZM121 105V106H122ZM238 105H239V103H238ZM238 105H237V103H236V105L235 106H237L238 107ZM243 105V104H242ZM241 105V106H242ZM256 105V104H255ZM255 105H254V107H255ZM2 106V108L0 107V109H2V110H4V107ZM88 106V105H87ZM96 107L97 109H100L99 111H104L105 110V108L103 109L102 108V110H101V108H99V107ZM118 106L116 107L117 109H118ZM120 106V107H121ZM143 106H145V105H143ZM240 106V107H241ZM244 106V105H243ZM242 106V107H243ZM250 106V105H249ZM261 106V105H260ZM260 106H259V108H260ZM111 107V108H110ZM125 106H123L122 107V110H124L125 108L127 109L128 107H131V105L129 104L128 105V107H125ZM236 107V108H237ZM52 108H55V109H57V112L56 111H53V109ZM78 108V109H77ZM85 108H86V104H85ZM88 108H89V106H88ZM148 108V107H147ZM248 108V107H247ZM250 108V107H249ZM255 108H258V107H255ZM87 109V108H86ZM92 109V111H93V107L91 108ZM128 109H131V108H128ZM9 110H7V114L9 115L10 113H8V111ZM25 110H26V112H28L27 114H25L24 112H25ZM76 110H79V111H77L76 112ZM109 110H108V112H109ZM110 110V112L111 113H113L112 111ZM134 110V109H133ZM241 110V109H240ZM246 110V109H245ZM249 110V112H251L250 111V109H248ZM248 110H246V111H248ZM251 110H252V108H251ZM259 110H261V109H259ZM258 110V111H259ZM1 111V110H0ZM6 111V110H5ZM4 111V113H2V114H0V115H4L6 112ZM83 111V110H82ZM81 111V112H82ZM131 111V110H130ZM237 111V110H236ZM241 111H243V110H241ZM254 111L256 112V110L254 109ZM262 111H263V107H262ZM29 112H31L32 113V116H33V118H32V120H33V122H32V124H33V127H32V129H30V130H28L27 129V123H26V119H27V117L29 118ZM94 112V111H93ZM96 112V111H95ZM95 112L93 113L94 115H93V117L95 118ZM105 112H107V111H104V112H98V114L99 115H101V116H99V118H101V117H103V119H102V123L104 124V121L105 122H110L111 120H113L114 118H116V117H114V116H112L113 114H111V116H112V118H109V116H108V113H105ZM230 112V111H229ZM231 112H232V110H231ZM240 112V111H239ZM245 112V111H244ZM264 112V111H263ZM16 112H14V114H15ZM85 113V114H86ZM97 113V112H96ZM224 113V112H223ZM236 114H235V116L234 117H236V115L238 114V112H235ZM247 113V112H246ZM7 114H5V117L7 116ZM90 114V113H89ZM102 114H103V116H102ZM107 114V115H106ZM225 114V113H224ZM233 114V113H232ZM249 114V113H248ZM248 114L247 115H245V118H246V116H248ZM253 114L254 113H252V117H253ZM80 116L79 118H77L78 116ZM105 115H106V118H105ZM221 115V114H220ZM219 115V116H220ZM231 115V114H230ZM255 115H257L256 113H255ZM10 116H11V114H10ZM10 116H7V117H10ZM18 116V115H17ZM17 116H16V119H17ZM108 116V117H107ZM110 116V117H111ZM225 116H226V114H225ZM233 116V115H232ZM243 116V117H242ZM242 116H240V117H242V118H244V115L242 114ZM250 116V115H249ZM3 117V116H2ZM5 117H3V118H5ZM15 117V116H14ZM90 117V116H89ZM92 115H91V117L90 118H88V116H87V120H91V122H90V120L89 121H87V123H88V125H87V129H90V126L92 127V125L93 126H95V124L94 123H92L93 121H94V119H93V121H92ZM119 117H120V115H119ZM256 117V116H255ZM30 118H31V116H30ZM106 120H105V119ZM107 118H108V120H107ZM222 120H224V122H225V120H226V122H227V120L228 119H225L224 118V116H222ZM227 118H228V113H227ZM238 118V117H237ZM261 118V117H260ZM260 118H259V120H260ZM6 119V118H5ZM4 119V120H5ZM77 119H79V121H77ZM121 119V118H120ZM220 119V118H219ZM239 119V118H238ZM247 119H249L248 117H247ZM253 119V118H252ZM1 120V119H0ZM6 120H9V118L8 119H6ZM85 120V121H84ZM97 120H98V118H97ZM97 120H95L94 122L96 123V121ZM99 120H101V119H99ZM141 119H139L137 122H139ZM258 120V121H259ZM262 120V119H261ZM2 121V120H1ZM29 120H27V122H28ZM114 121V120H113ZM112 121V122H113ZM117 121L119 122V127H120V121L119 120H115V122L117 123ZM121 121H122V119H121ZM214 121H216V120H214ZM218 121V126L219 125H221V122L219 121V120H217ZM251 121V120H250ZM255 122V123H257V125L256 124H254L253 126H258V124H260L259 122ZM8 122V121H7ZM12 122V121H11ZM78 122V123H77ZM109 123V124H115L116 125V123ZM142 122V121H141ZM225 122V123H226ZM231 122V121H230ZM234 122H237V119H234V120H232V122L231 123H233L232 125H237L238 123H239V121H238V123L236 124H234ZM241 122V121H240ZM263 122V121H262ZM2 123V122H1ZM10 123V122H9ZM90 123H92V125H89ZM97 123H98V121H97ZM97 123H96V127H100V122L98 123V125L99 126H97ZM140 123V122H139ZM220 123V124H219ZM5 124H7V123H5ZM13 124H15V123H13ZM78 124V125H77ZM108 123H107V125H109ZM118 124V123H117ZM227 124H228V122H227ZM253 124V123H252ZM262 124V123H261ZM10 125V124H9ZM9 125H8V127H9ZM11 125H12V123H11ZM16 125V124H15ZM105 125V124H104ZM199 125V124H198ZM222 125H224L223 124V122H222ZM232 125H231V127H232ZM244 125V124H243ZM247 125V124H246ZM2 126V125H1ZM1 126H0V128H1ZM23 126V125H22ZM110 126H112V125H110ZM218 126H216V128L218 127ZM230 126V125H229ZM262 126V125H261ZM261 126H260V128H261ZM6 127H7V125H6ZM15 127V126H14ZM114 127V126H113ZM113 127H111L112 129H113ZM118 129H120L118 126H116ZM122 127V126H121ZM125 127V126H124ZM214 127V126H213ZM222 126H220V128H221ZM245 127V126H244ZM2 128H3V130L5 129V127L4 126H2ZM17 128H21L19 125H18V127ZM98 128H95V127H92V129H94L93 130V132H95V129H98ZM108 128H110L109 126H108ZM216 128H214V129H216ZM219 128V129H220ZM227 128H228V126H227ZM233 128V127H232ZM235 128V127H234ZM259 128V129H260ZM11 130H12V127L10 128ZM10 129H8V128H6V130L10 133ZM14 129V128H13ZM91 129V130H92ZM101 128H99L98 130H100ZM111 129V130H112ZM114 129H115V127H114ZM118 129H117V131H118ZM124 129V128H123ZM217 130L216 131V133L218 134L219 132L218 131H220V130ZM235 129H237V127L235 128ZM234 129V130H235ZM262 129V128H261ZM1 130V129H0ZM2 130V131H3ZM86 130V129H85ZM105 130H107V128L105 127ZM109 130V129H108ZM227 130V129H226ZM231 130V129H230ZM13 131V130H12ZM89 131V130H88ZM87 131V132H88ZM232 131V130H231ZM231 131H230V133H231ZM240 131V129L237 131V132H239ZM260 131H263V130H260ZM259 131V132H260ZM6 131H4L2 134H4ZM100 132V131H99ZM103 132V131H102ZM107 132V131H106ZM237 132H235V133H237ZM255 132H256V130H255ZM12 133V132H11ZM85 133L87 134V135H85ZM90 133H92V132H90ZM89 133V134H90ZM103 133H105V132H103ZM102 133V134H103ZM108 133H110V130H109V132ZM226 133H228V135H230V133L229 132H226ZM94 134V133H93ZM96 134L98 135V133L96 132ZM102 134H100V138L102 137L103 138V136H102ZM113 134V133H112ZM5 135V134H4ZM111 135V133L109 134V136ZM221 135L222 136H224V133L222 134V132H221ZM227 135V134H226ZM264 135V134H263ZM0 136H2V135H0ZM90 136H91V134H90ZM93 136H95V135H93ZM92 136V137H93ZM216 136H218V135H216ZM232 136V135H231ZM231 136H229V137H231ZM240 136V135H239ZM98 136H96V138L95 137H93L92 138V140H94V139H96V140H98V138H97ZM113 137H114V134H113ZM209 137V136H208ZM228 137V138H229ZM264 137V136H263ZM35 138H40L41 139V142H39V140H38V142H37V139H35ZM90 138V137H89ZM89 138H87V140L89 139ZM99 138V142H100V144L102 143V141H103V139H102V141H101V139ZM106 140H108V135H107V133H106ZM116 138V137H115ZM114 138V139H115ZM213 138V137H212ZM223 138V137H222ZM233 138V137H232ZM231 138V139H232ZM34 139L36 140V141H34ZM111 138H109V140H110ZM224 139V138H223ZM225 139H227V138H225ZM230 139V140H231ZM234 139V138H233ZM18 140H20L19 142H18ZM90 140V139H89ZM217 140H219L218 138H217ZM261 140V139H260ZM18 143H17V142ZM22 141H23V143H22ZM105 141V140H104ZM227 141V140H226ZM229 141V140H228ZM96 142V143H95ZM107 142V143H106ZM108 142L109 141H105L104 142V146H105V143H106V146H109V145H107L108 144ZM115 142H117V140L115 141ZM234 142H235V140H234ZM87 143H88V141H87ZM114 143V142H113ZM224 143H226L227 144V142H224ZM223 143V144H224ZM230 143H231V141H230ZM237 143H239V142H237ZM263 143V142H262ZM111 144H112V140H111ZM236 144V143H235ZM234 144V145H235ZM112 145H114V144H112ZM232 145V144H231ZM231 145H230V147H231ZM237 146H238V144H236ZM98 146H99V144H98ZM237 146H236V148H237ZM97 147V150L95 149ZM113 146H111V149H113L112 148ZM115 148V147H114ZM253 148V147H252ZM264 148V147H263ZM42 149H44V151L42 150ZM108 149V148H107ZM256 149V148H255ZM96 150V151H95ZM118 149H116V151H117ZM254 150V149H253ZM100 151V150H99ZM229 151V150H228ZM50 152H53V153H55V157L57 158V161L53 164V165H51L50 167H48V168H46L45 167V157L47 156V154H53V153H50ZM107 152H108V150H107ZM250 152V151H249ZM113 152H111V154H112ZM230 153V152H229ZM237 152H235V155H237L236 154ZM115 154H117V152L115 153ZM243 155V154H242ZM247 155V154H246ZM245 155V156H246ZM113 156H115V155H113ZM234 156V155H233ZM99 157H100V159H99ZM88 158H90L89 159V163L87 164V162H88ZM234 158V157H233ZM20 160V161H18V162H16L17 160ZM236 160L237 159H239V157L238 158H235ZM242 159V158H241ZM12 160H16L15 162L14 161H12ZM216 160H218V159H216ZM232 160H234V159H232ZM255 160V159H254ZM257 160V159H256ZM235 161V160H234ZM244 161V160H243ZM252 161V160H251ZM91 162V163H90ZM233 162V161H232ZM240 162V161H239ZM256 162V161H255ZM20 164V167H23V168H21L20 170L21 171H17V168L19 167V166H17V164ZM241 163V162H240ZM258 163V162H257ZM18 164V165H19ZM91 164H92V166H91ZM254 164V162H249V166L250 165H253ZM259 164V163H258ZM15 165H16V168H15ZM96 165V166H95ZM239 165V164H238ZM245 165H247V164H245ZM89 166V167H88ZM91 166V167H90ZM98 166H99V168H98ZM241 166H243V165H241ZM98 168V169H97ZM237 168V167H236ZM251 168H252V166H251ZM238 169V168H237ZM252 170H253V168H252ZM72 172H82V174H81V176H80V178H76V179H74L73 181H71L70 180V183L68 182V179H69V175L72 173ZM256 173V172H255ZM27 175H28V180H27ZM31 175V177H32V180H31V182H30V180H29V176ZM22 176H24V177H22ZM46 178L48 179L47 181H46ZM53 178V179H52ZM95 179V178H94ZM93 177H92V183H95V184H97V182H98V184H99V181L97 180V182H93ZM217 179H220L219 177L217 178ZM236 180V179H235ZM89 181V182H90ZM218 181V183H220L219 182V180H217ZM221 181V180H220ZM264 181V180H263ZM32 182H36L37 184H39V186L38 187H36L37 189H31V183ZM216 182V181H215ZM233 183V182H232ZM215 184H217V182L215 183ZM230 184V183H229ZM253 184H254V181H253V179L251 178V179H249V180H244V181H242V182H238L237 183V188L234 190V192H232V194H230L229 196H228V193L227 194H225V195H227L228 196V198H227V196H223V197H225V198H223V200L224 201H222V203H220V205H219V210H218V213H220L221 211H227V210H229V212H235V211H237V210H240V212L238 213V214H235L236 215V217H233L234 215L232 214V216L230 215V213L228 214L229 216H231V217H233V218H231V217H226V219L228 218H231L232 220L234 219V218H237V220L236 221H240V220H242L241 219V217L242 218H246V216H245V214H244V211L246 212L247 210H246V208H245V210H244V205L245 206H247V205H255L257 202L261 205L263 202L262 201H264L263 199L264 198H261V196H260V198H259V196H258V193H256V195L258 196H253L252 194H251V189L253 188ZM263 184V183H262ZM227 185V184H226ZM215 186V185H214ZM222 186V185H221ZM220 186V187H221ZM228 186H231V185H228ZM234 185H232V187H233ZM259 186V185H258ZM58 187H63L65 190H60L61 191V193H59V194H57L56 193V191H59V190H56ZM76 188V189H73V188ZM92 187V186H91ZM106 187V186H105ZM218 187V186H217ZM260 187V186H259ZM259 187H258V189H259ZM263 187V186H262ZM11 188H13L14 190H11ZM216 189V188H215ZM221 189V188H220ZM264 189V188H263ZM10 190V191H9ZM23 192H21V191ZM76 190H78V191H76ZM123 190V191H122ZM228 190V189H227ZM59 191V192H60ZM74 191H75V193H74ZM222 191H223V187H222ZM225 191V190H224ZM254 191V190H253ZM17 191L15 190V193H16ZM19 192H17V193H19ZM217 192V191H216ZM257 192H259L258 190H257ZM264 192V191H263ZM4 193V192H3ZM16 193V194H17ZM74 193V194H73ZM78 193V194H77ZM166 194V195H168V196H170V197H168V199H165V198H167V196L164 198L166 201H164V202H166V203H164V202H162V200L159 202L160 204H158L157 205V202L156 201H158V197H157V195L159 196L160 194V196H162L163 194ZM0 194H1V191H0ZM71 194H73V196L74 195H78V196H72L71 197ZM254 194V193H253ZM261 194H263V193H261ZM2 195V194H1ZM3 195H5V194H3ZM6 195H5V197H6ZM130 195H131V197H130ZM221 195V194H220ZM12 196H15V195H12ZM89 196V197H88ZM92 196V197H91ZM123 198H122V197ZM3 197V196H2ZM120 197H121V199H120ZM129 197L133 200V201H131V199H129ZM156 197V200H155V202H154V199L153 198H155ZM262 197H263V195H262ZM8 196L6 197V200H7V205H13L14 203L13 202H10L9 204H8ZM13 198V197H12ZM126 198H127V200H126ZM140 198V199H139ZM152 198V199H151ZM4 200H5V198H3ZM75 199V200H74ZM102 199V200H101ZM106 199V202L108 201V206H110V208L107 206V204H106V206L108 207V208H106V206L103 204V203H106L104 200ZM151 199V200H150ZM13 200H11L10 199V201H13ZM46 200H49V201H56V205L57 206H55V207H52V206H50V207H48V205L49 204H51L52 205V202H48V203H46ZM113 200V201H112ZM121 200H124V201H126V202H124V201H121ZM149 200H150V202L152 201V202H154L153 204L155 205V208H158V209H161V212H160V210L158 211V209H157V211L155 212L156 214H154L153 213V215H154V218H153V215L151 214V209L150 208H152L151 207V205H153V204H151V203H149L148 204V202H149ZM99 201V202H98ZM101 201V202H100ZM104 201V202H103ZM148 201V202H147ZM262 203H261V202ZM85 202V204H86V206H89V208L90 207H92V208H94L93 206L95 205V206H97L98 204V207L97 208H94L93 210H95V211H91V213H89L88 215H86L87 216V218H85L84 217V219L85 220H83L82 222H87L86 224H87V226H89L90 227V225H89V222L92 220H90V221H86L88 218H93V217H90V215H93L92 213H94V222L96 221L95 220V217H96V219H97V222L98 223H96V225H97V227L96 226H94V228H95V230H94V235H93V229L91 228V229H88V230H91L92 231V233H91V235H93L92 237L90 236L89 238H90V240L87 242V240H86V242H84L85 241V239H84V237L82 236V234L84 233V232H87V231H84V229H82V231L83 232H81V234H80V231H79V229L80 228H77V227H80L82 224H83V227L81 226V228H84L86 225H85V223H82V224H80L79 222L80 221H77L79 224L78 225H80V226H76V224H74V223H72V222H70V223H72V224H74L75 226L74 227H76V229H74L72 226V224L70 225V224H67L68 222L67 221H65V219L67 218V217H65V216H70V213H72L73 212V214L75 213V209L77 208H80L81 206H83V205H85V204H83ZM114 202V203H113ZM126 203V204H124V206H128L129 208H127L128 209V211H126V210H124L123 211V207L124 206H121V203ZM38 205H37V204ZM78 203H80V205L78 204ZM88 203V204H87ZM89 203H90V205H89ZM97 203V204H96ZM111 205H110V204ZM35 204L37 205V206H35ZM77 204V205H76ZM151 204V205H150ZM168 204V203H167ZM47 205V206H46ZM54 205H55V203H54ZM53 205V206H54ZM76 205V207H74L73 208V206H75ZM101 205H104V206H101ZM145 205V206H144ZM146 205H149V207L150 208H148L147 207V209H145L146 208ZM161 205V206H160ZM263 206H264V203L262 204ZM261 205V206H262ZM14 206H16V205H14ZM32 206H35V207H32ZM78 206V207H77ZM100 206V207H99ZM117 206L119 207H121V212H124V213H122L121 214V212H120V210L118 211L117 210V213H116V210H115V208L117 209ZM160 206V207H159ZM171 206V205H170ZM256 206H259L258 204L256 205ZM31 207V208H30ZM56 207H59L58 208V211H66L65 212V214L64 213H62L61 211V213L63 214V216H62V214L60 213V212H58V211H56V213H57V215H56V213H54L55 212V210H56ZM120 207H119V209H120ZM154 207V206H153ZM254 207V206H253ZM33 208V209H32ZM50 209V211L52 210L53 212V214L50 212V211H47V210H49ZM55 210H54V209ZM89 208H87L86 210V212H89L92 208H90V210H89ZM126 208V207H125ZM154 208V209H155ZM258 208V207H257ZM256 208V209H257ZM32 209V210H31ZM73 209V211L71 212V210ZM150 209V210H149ZM253 209V208H252ZM262 209H264V207L262 208ZM75 210V211H74ZM89 210V211H88ZM147 210V211H146ZM261 210V208L259 209V211ZM70 211V212H69ZM125 211H126V214H125ZM163 211H164V208H163ZM170 211V210H169ZM249 211V210H248ZM247 211V212H248ZM48 212H50V214L51 215H53V216H55V217H53V218H47V215L46 214H48ZM68 212V214H66ZM120 212V213H119ZM149 212L151 215H152V218H151V215L150 216H148V214L147 213ZM153 212V211H152ZM157 212L159 213V214H157ZM167 211H165V214H167L166 213ZM60 213V214H59ZM119 213V214H118ZM224 213V212H223ZM255 213V212H254ZM254 213H253V215H254ZM260 213L261 212H259V214H258V216H260ZM264 213V212H263ZM263 213H261L263 216H264V214ZM73 214H71L72 216H74ZM76 214V213H75ZM87 214V213H86ZM121 214V215H120ZM123 214H125V215H123ZM239 214H244L243 216H241L240 218H239ZM58 215H60L61 216V218L58 216ZM65 215V216H64ZM227 215V216H228ZM237 215H239L238 217H237ZM251 215V214H250ZM59 218H58V217ZM165 216H167L166 217V220H165ZM57 217V218H56ZM220 217H223V216H220ZM254 217H256L257 218V216L255 215ZM253 217V218H254ZM217 218H219V215L216 217V219ZM57 219V220H56ZM223 219V218H222ZM225 219V218H224ZM231 219H229V221L231 220ZM240 219V220H239ZM64 220V221H63ZM89 220V219H88ZM244 220V219H243ZM242 220V221H243ZM249 220V219H248ZM255 220V219H254ZM261 220H263L264 221V219H262L261 218ZM62 221V222H61ZM229 221H225V223L226 222H229ZM235 221V219L233 220V221H231V222H234ZM235 221V222H236ZM242 221H240L239 222V224H241V225H243V222ZM256 221H260V219H258V220H256ZM76 222V223H77ZM93 222V221H92ZM143 222H145V223H143ZM150 222H152L150 225H148L149 227V229H148V231H146L144 234H142V233H140V232H144L143 230H145L144 228H143V226H142V223H143V225H145L146 223H150ZM170 222H172V221H170ZM238 222H236V224L234 223V225H235V227L233 226L232 227V223H231V227H229L230 229L229 230H231L230 232H231V239H232V242H233V245H232V254H233V256H234V253H235V250H233L234 249V247L233 246H236L235 245V241L237 240L238 242L240 241L241 243V246L242 245H244L245 247H243L244 249V251L246 252V253H250L251 255L249 256V257H246L245 258V263L244 264H262L263 262H261L260 260L258 261V260H256L255 258H254V256H255V251L257 250V248L258 247H260L259 249L263 252V254H264V244H263V242H264V238L262 239V238H258V237H254V238H251V239H249L248 238V240H246L245 239V235H247V231H246V229H244V228H241V227H244V226H241L240 228H239V226L237 225L238 224ZM250 222H251V220H250ZM30 223V222H29ZM216 223H217V221H216ZM245 223V222H244ZM261 223H262V221H261ZM9 224V223H8ZM12 224V222L9 224V226L8 227H10V225ZM167 224V225H166ZM230 224V223H229ZM70 225V226H69ZM94 225V223H92V226ZM238 227H237V226ZM245 225V224H244ZM263 226H264V222H263V224H262ZM142 226V227H141ZM146 227H147V225H145ZM216 226V225H215ZM256 226H257V224H256ZM174 227V226H173ZM172 227V228H173ZM177 227V226H176ZM253 226H251V229H253L252 228ZM259 227V229L261 228L260 226H258ZM88 227H86L85 228V230L87 229ZM140 228H143L142 230L140 229ZM215 228V227H214ZM218 228V226L216 227V229ZM31 229V228H30ZM132 229H134V230H136V238L135 239H131V237H132V234L130 235V233L132 232H130V233H128L129 232V230H132ZM226 229H228V227L226 228ZM248 229H250V227L248 226ZM250 229V230H251ZM256 229H258V228H256ZM263 229V228H262ZM75 230H76V232H75ZM81 230V229H80ZM141 230V231H140ZM167 228H166V230H161L162 232H160V234L161 233H164V231L165 232H167ZM184 230V229H183ZM205 230H207L206 228H205ZM215 230V229H214ZM264 230V229H263ZM90 231V232H91ZM173 233H175V230H171ZM210 231V230H209ZM249 231V230H248ZM254 231V230H253ZM252 231V232H253ZM79 232V233H78ZM158 232V233H157ZM170 232V230L167 232V233H169ZM179 233H180V231H178ZM177 232V235L179 234ZM246 232V233H245ZM251 232V231H250ZM249 232V233H250ZM76 233H78V234H76ZM125 233L126 234H129L128 235V239H127V237H125ZM171 233V232H170ZM181 233H182V231H181ZM180 233V234H181ZM202 233V232H201ZM226 233V232H225ZM47 234V235H46ZM52 235V236H50V235ZM85 234V233H84ZM89 234V233H88ZM87 234V235H88ZM134 234V233H133ZM57 235V236H56ZM81 235V237L80 238H82L83 237V242H81L82 241V239H80V238H78L79 236ZM127 236V235H126ZM131 236V237H130ZM134 236V235H133ZM166 236V235H165ZM170 236H171V234H170ZM178 236H180V235H178ZM177 236V237H178ZM181 236H182V234H181ZM184 236V235H183ZM182 236V237H183ZM66 237V238H65ZM227 237V236H226ZM130 238V239H129ZM57 239V240H58ZM78 239H80V240H78ZM180 239V238H179ZM182 239H184V238H182ZM51 242H50V241ZM57 241V242H59L60 243V241ZM163 239H161V241H162ZM52 241H54V242H52ZM161 241L160 242H158V243H161ZM182 241H184V240H182ZM200 241V240H199ZM203 241V240H202ZM260 241V243H258ZM163 242V241H162ZM49 243H52V244H49ZM56 243V242H55ZM65 243H66V241H65ZM190 243V242H189ZM198 243H200V242H198ZM57 244V243H56ZM62 245H64V243H61ZM51 245V246H50ZM164 245V244H163ZM168 245V244H167ZM60 246V247H59ZM238 246V245H237ZM95 247H97L98 249H100V250H97ZM163 247V246H162ZM0 248H1V246H0ZM96 250H95V249ZM177 248V247H176ZM185 248V247H184ZM183 248V249H184ZM239 248H241L242 249V247H239ZM47 249V248H46ZM46 249H45V251H46ZM50 249V248H49ZM48 249V252L50 253L51 251V249L49 250ZM77 249V250H76ZM95 250V254H92L91 253V251H89V250ZM157 249H159V252H161L160 254H159V252H157L158 250ZM182 249V248H181ZM181 249H179V250H181ZM182 249V250H183ZM186 249V248H185ZM237 249H238V247H237ZM55 250V255H57V252L58 251H56ZM173 250V249H172ZM172 250H171V253H172ZM175 250H177V249H174V251ZM178 250V251H179ZM61 251V250H60ZM72 251H73V253H72ZM76 251V252H75ZM98 251H100V252H98ZM178 251H176V252H178ZM241 251V250H240ZM2 252V251H1ZM47 252V251H46ZM53 252V251H52ZM52 252L50 253V254H52ZM62 252V251H61ZM60 252V257H61V255H62V253ZM75 252V253H74ZM176 252H174L175 254H176ZM181 251H179V253H177V256L179 255V254H181V253H184V254H182V255H185L186 254V251L184 252V250L180 253ZM195 252V251H194ZM230 252V251H229ZM238 252V251H237ZM54 253V252H53ZM156 253H158L159 254V256H164L163 258L162 257H157V255L158 254H156ZM239 253V252H238ZM48 254V253H47ZM87 254V255H86ZM163 254V255H162ZM174 254V255H175ZM195 254V253H194ZM201 254V253H200ZM59 255H58V259L56 260V261H58V262H60V260H62L63 261V259H61V258H59ZM52 256V255H51ZM180 256V255H179ZM188 256V255H187ZM194 256H197V255H194ZM237 256V255H236ZM2 257V256H1ZM54 257H56V256H54ZM84 257V258H83ZM167 257V258H168ZM174 257V256H173ZM176 257V256H175ZM208 257V256H207ZM207 257H205V260H206V258ZM231 257V256H230ZM66 258V257H65ZM70 260H69V259ZM81 258V259H80ZM183 258V257H182ZM187 258V257H186ZM212 258V257H211ZM54 259V258H53ZM60 259V260H59ZM174 259V258H173ZM209 259V258H208ZM236 259V258H235ZM165 260H167L166 258H165ZM169 260V259H168ZM172 260V259H171ZM178 260L180 261V259L178 258ZM204 260V259H203ZM204 260V261H205ZM218 260V259H217ZM0 261H2V260H0ZM170 261V260H169ZM179 261H177L178 263H179ZM182 261H183V259H182ZM182 261H180V262H182ZM200 261V260H199ZM202 261V260H201ZM65 262V261H64ZM70 262H66L67 264H71ZM83 262H81V263H83ZM164 262H168V261H164ZM172 262H173V260H172ZM176 262V261H175ZM197 262V261H196ZM207 262H208V260H207ZM219 262V261H218ZM65 263V264H66ZM206 263V262H205ZM204 262H203V264H205ZM238 263V262H237ZM76 264V263H75ZM181 264H184V263H181ZM192 264H193V262H192ZM233 264V263H232Z\"/></svg>",
  "mask_w": 264,
  "mask_h": 264
}]
</instances>
